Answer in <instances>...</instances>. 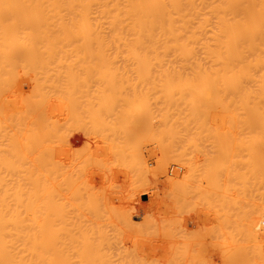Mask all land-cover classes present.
<instances>
[{"label":"bare ground","instance_id":"obj_1","mask_svg":"<svg viewBox=\"0 0 264 264\" xmlns=\"http://www.w3.org/2000/svg\"><path fill=\"white\" fill-rule=\"evenodd\" d=\"M83 54H86V56H87V54L88 55L90 54L89 55L90 57H88L86 59V63L84 61L85 58L84 59L82 58V57H84ZM92 54H95V56H96V54L112 55L113 58H112V56H110V58L112 59V61H111L110 58L103 59V56L101 58V55H100V57L96 58L97 62H95V60H92V62H91L90 61L91 60V57H93V56H91ZM77 55L78 56L81 55V56L78 58ZM116 55H117V57L120 56V55L123 58L125 57V60L122 61V62L126 63V66H125L126 68L127 67H130L131 65H133V66H131L132 69L130 68L131 69V72L128 71L129 68L126 69L125 67H122L124 63L119 64V67H118V64H116V61L118 63L121 60H116L117 57L116 58L114 57ZM59 56H60V58H59ZM63 56L65 58H63ZM66 56L68 57V60H70L73 57H76L77 56L76 58H73L72 61L74 59H76V60L79 59L78 60L79 62H77V64H76V61H74V64L71 61L72 66L70 65L71 64L70 61L68 62V63H70L69 66H70L71 69L67 68L68 71H67V69H65V71H67L69 73H67V72H65L63 70V68H65L67 66L66 64H68L67 63V60H66V58H67ZM71 56H73V57H71ZM93 58H95V57H93ZM114 58H115V60H114ZM82 59H83V62L84 63L82 62ZM118 59H122V58L119 57ZM64 61H66V63ZM93 62L95 64L96 63L97 64L95 65V64H93ZM134 62L137 63V64H135L136 67H134V64H132ZM20 63L23 64L22 67L23 66H27V67L21 68V64ZM62 63L65 64V65L62 66ZM81 63H82V65H81L82 66V70H79L78 67L79 68L81 67L80 66ZM88 63H90L89 66H88ZM54 64H55V67L53 69L51 67V65L54 66ZM56 64H58L57 67H56ZM127 64H129V66H127ZM18 65H19V68L24 73H26V75H25L22 72V75H24L25 77L28 75L26 78H28V77L29 78H33L34 77L35 79H37L38 75L40 77V73L42 74L40 78H42V76L44 78V79L40 80L41 82L39 81V77H38V80H35L34 79L35 80V82H34L35 87L34 88L32 87L33 88L32 89L33 92L30 90L33 93L34 96H32V97L30 96L32 94L31 92H30L31 93L30 95H27V96H30V98H33V97L37 98V96H38V98L41 97L40 94L43 92L44 86H47L48 89L51 88V90L53 89V91H55L58 88L61 89V87H63V86L70 87L71 83H73L74 86L77 84L76 85L77 87L75 86V88H77V89L72 88L73 85H71V87H70L71 89L69 88V90H71L73 92V94H75V99H74V97L73 98L71 97V92L67 91L68 93H66L65 87L63 88L65 90V92H64L65 94H63V95H65L64 97H67V96L68 97H71V98H69V101H72V99H73L74 100L73 102L75 103V100H77V95H81V96L82 95H85V94H77V91L78 92L79 91L80 92H85L87 90L86 87H89L90 84H93V83L96 84V83L99 82L97 84V86L98 85L100 86L101 84H103V86L106 85V84L107 85H110V87L107 86L108 87V91H106L107 90L106 89L107 88L106 86H104L105 88L104 87L102 88V86H101V89H103V90H101L98 87L99 90L97 89V91H100V92H99V94L98 93L97 94H98L99 97L101 96L100 94H102L103 96L106 97V95L103 94L104 92H105V94L107 92L108 97H113L112 96V93H114V92L115 93L116 92H120V90H121L120 93H116V95L118 94L117 96L120 98V100L119 99H116V103L119 104L118 106H117L116 103H115L116 105L114 104L115 106L114 105L113 106L110 105L111 102H109V100L112 101L113 98L112 99L111 98L109 99L108 97H106V98L109 99V100L106 99V101L108 100L106 102L107 105L109 107L112 106L113 108H115V107H118V108L121 107L122 106L121 104H123V102H124V104L126 103V105H123L122 107L125 106L126 108H128V107L130 108L129 105L132 104V101L133 100L131 101L130 98H128V100H125L126 96H128L129 94H131V96H133V97L137 94V97H139L140 99L142 97V95H141L142 93L144 95L145 94L148 95V91H143V90L142 91H137L138 93H136V91H132V92H129V94H125V93H128V90L125 89V91L123 92L124 89H121L118 86V85H123L124 87L125 86L126 87H129V86L130 87H138V81L136 79L137 77H135V80L136 81L133 82V84L131 86V83H132L131 82V79L133 78L135 72L137 71L136 74L139 75L138 78L140 76L146 75V76L142 77V78H145L146 77V79L148 78L147 80L143 79L145 82H148V80L149 81L151 80L152 83L151 82H149V83H151V84H154L155 83L154 85H158V86L161 85L160 87H163L164 86V87L167 88V90L160 91V93L166 91L167 98L169 99L168 100L166 98V102H167L166 104H168L167 107H171L172 108V106H170V105L173 102L170 99L172 97H174V94L173 93H175L177 91V90H175L173 88H176V87H181L182 88V90H178L179 93L178 92L177 93L179 94V96L180 95H183V96L184 95H187L186 100L191 103L192 108L194 110L193 111L191 109L192 111L191 110L189 111L188 114H190V116L189 115H186V118H188V116H189V119H191V120H188L189 121V124L192 121H193L192 122L193 124H198L197 122H199V113H200L199 110L201 108L199 109V105L198 104L202 105L200 103V101H201L200 99L202 97H209L211 95H214L217 98V97L223 96L221 98H224L223 100L225 101L227 98H231V95L234 94L233 95L234 98L232 97L231 99L234 100L235 102L233 101V103L232 102L231 103L234 105V107H236L235 105H238V107H236L235 110L236 111L237 110L240 111V108H242L241 103L243 102L242 105L245 104L247 106L246 107L247 109H245V105H244L243 107H244L245 110L243 111V108H242L241 111L244 112V114H245V112H247V114H245V115L248 117V119H251V120L248 121V125H250V128L249 127L248 128H249V131H250V135L252 134L254 137L252 135L250 136V139L251 140L249 141V144H250L249 146L250 147H248V150H249V154H250L249 155L250 156L249 158H251V160H252L253 163L252 164L250 163L251 165H249V163H248V167L250 166L249 167V170L255 164L259 168L257 169L255 167V170L252 169L251 170V174L254 171H257V170H258V172L256 174H259L257 177H259L260 175L262 176L264 174L263 173L264 172L263 171L264 170V164H263L264 162H261V160L264 159V0H0V97H1V99H0V105L2 106V108H0V111L2 110L1 113H4L5 111L7 113L6 114V117H5V113L3 115H0V116H4V118H6V120L7 119L8 120L10 119V121H12L13 122V125H14V126H12V124H7V125H9L11 127H9V126L7 127L6 126V128H5L4 126L6 124L4 125V123H3V125H4L3 127L6 130H10V131L11 130L13 131L14 127H15V129L16 128L18 129L19 125H15L14 122L17 120L18 123L16 121V124H20L22 122V120H23V116L25 117V115H23L22 114V111H21L23 109L22 107L24 105H25L24 106L25 107V111H26V109L28 107H29L30 110H33L32 111L33 112L32 119H33V122H34V123H32L30 121L31 118L30 117H27L28 115L30 116L32 114L31 111H29V109H28V111L31 114H28L26 116V118H24L25 120H23V121L26 122L24 124L27 125L30 122L28 125L31 124V125H34V127H35L33 129H31V128L24 129L23 128L24 130L22 128H20V131L22 130V132H20L19 129H18L17 131L19 133H21V135H19L20 136L19 137V136H17L19 134L18 132L16 134V132H12L11 131L13 134L16 135V136H14L13 134L10 133V131L8 132L4 128L2 129L1 128L2 127V125H1L2 123H0V137H2V136L3 137H8V136H10V134H11V137L12 136H14L15 138L17 137V139L19 137V139L20 138L23 139V140H21V143L24 142L23 145H25L26 147L29 148V151L27 153L28 155H25L26 154V151L28 150V148L27 149H26V147L24 148L23 145H22L23 146L22 147L21 144L19 145V142L17 144V146H19V148L16 149L17 152L14 151L15 148L12 151V148L15 147L16 145L14 146V144H13L14 141H12L13 142L12 143L10 140H8L9 137L6 138L5 140H3V144L0 143L1 145H4V143H6V146H7V143H8V146L11 145L12 146L11 148H5V149H11V152H13V153L10 154V152H8L6 150V152H8L7 153L8 156H6V157L3 158V165L4 166H1L2 160L0 159L1 160L0 161V168H1L0 170L3 169V171H2L3 173L0 172L1 173L0 174V179L2 180L4 178H6V179H4L5 183L2 182L3 180L2 181L0 180V185L1 184L4 185V186L3 185L0 186V191H1L0 192L1 193L0 197H2V198H0V264H118V262L120 260L124 264L125 259L126 260L127 259L129 260V258L130 259H134V256L137 255V254H134L135 252L133 250L132 251L129 250L127 248V246L125 247L123 243H121L120 241H118L116 235L113 234L114 237H113L112 241L114 240L115 243L118 241L117 242L118 244H119V242L121 244H123V245H121V244L119 245L121 247V248L119 247L120 249L118 248V246H117L118 244L117 243L115 244L116 246H114V244H112L114 242H112V241L109 240L111 238H107V235L108 234L107 235L105 234V236H104V233H106V231L104 232V229H102L104 227L103 225H101L102 222L101 223L99 222V220L101 219L102 216H100L101 214L99 212L101 210V207L98 206L97 204H99L100 202H97L96 204L93 203L95 205V207H96L95 208L96 210L100 207V209H98V211H96L93 208L94 205L92 203H90L92 201L89 202L92 205H87L89 203H85L86 205L84 206V205H81V203H80V205L78 204V208L81 207V206H84L85 208H86V206H90V207L92 206V210H91L90 207H87L86 208L88 210L87 212H89V213H91V211L93 213L95 212V214H97V216L99 218L98 221L94 220V217H92L91 214L89 215L88 213H85L86 215L87 214L89 215L88 218H87L86 215H85L86 218H85L84 215H83L84 218L82 216L81 217L83 218V220L84 219L87 220L90 217H92V219L94 221L99 222L100 225L103 226V227H101L100 225H99L100 227L99 226H96L95 224H99V223H96V222L94 223V221H92L93 223L92 222L90 223V221L92 220L91 218H90L91 220H88L89 222L88 221H85V220L83 222L75 221V220L82 219L77 214H79L80 211H83V210H81L82 207L79 209L80 211H78V208H76L77 206H75V204L77 203V201L80 202V200H77V201L75 200L76 203L74 201V198L76 197V193H77V192L75 193V191H72L71 190L73 192L72 194L75 193L74 194L75 195L74 198H72L73 196L72 197L69 196V197H71V198H69L70 200L73 199L72 203L74 202V206L75 207L72 206L73 204L72 205L70 204V206L73 207V208H71L69 206L71 209H68V210H70V212H73L72 210H74V212L72 213V215H74V218H75V215H76V218L79 217L80 219L79 218L73 219L72 217H71V219L70 218L68 219V217H66L65 214L63 215V213H61V212H64V211H62V209L63 208H66L68 205L65 206V207L58 206L59 203H56V202H58L59 200H61V202L59 201L60 204H61V203H64L62 201H66V200L68 201L69 200L67 198L68 195L65 196L64 194H59L60 197H61V195H62L63 198H64V196L66 197V199L65 198L64 199H60L59 196H56V194L58 195V192H56V193H54V195H55V197H54L53 196V193L51 191H54L55 192V190L57 188L54 190V187H53V189L51 188V191H50V189L48 188V186L49 187H52V185L54 186L55 185L54 184L55 181L58 180V179H61L60 182H59V183L62 182L61 185L62 184H65V183H68L69 181H71L70 183L73 184L74 183L73 181H75L77 178L80 177L79 174H78L77 175L78 177L75 179V177H76V175H75L76 172L75 171L79 170L80 168L77 167L78 169L77 168L74 169V166L76 164L79 165V163L82 164V162H83V164L85 163L86 165L87 164H90V163H88L87 160H89L88 158L91 157L94 152L97 153V150L95 149L96 151H94V149H92L93 151L90 152V149L92 147L90 148L91 145L89 143H88L89 146H87L88 149H87V147H85L87 144L86 145H83V147L80 148V150L79 149L78 150H75V149H72L71 148L73 150V152L74 151L75 152L77 151L76 152L77 155L74 156L73 153L69 154L70 152H68L66 154V157L68 158V160L67 159H64L63 161L65 162V160H66V161H69L70 163H72L74 160L73 161L71 160L72 156L70 157V155H73V158L76 160V163L74 162V164L72 163L71 165H70V163L69 164L67 163L68 164L67 165V168H70L72 170L74 169L75 171L74 170L71 171V175L73 174V176L71 178H69L70 180L68 179V181H67V178L68 177L67 178L64 177L65 179L61 178L63 176L60 173H62V172H64L66 170L65 169L66 168V166H65L66 163L64 164V162L61 159H60L61 160L60 162H58L59 160L58 161L57 160L55 161V158L56 157L55 158H53V157H54V155L56 153H58L59 155L62 153V155H60V158L63 159V157L65 155V152L69 150L67 147L70 145L69 144L70 140H69V142L68 141H65V140L67 138H69L68 136L70 134L74 133V131H73L74 129L69 130V132H70V133L68 132L69 134L67 133L68 130L67 131L66 130H63V131H66L64 133H62V131L60 132V134L62 133L67 138L64 137V136L61 137V135H60V137L63 138V139H62V142L59 140L60 144L59 145H56V147L61 145V146H64V147H62L64 149H62L60 147L59 148L57 147V149H60L62 151H64L65 149H67V150L64 151V152L57 151L56 150V147H54L53 145L59 143L58 141L56 142L54 140V139L58 140L55 137L57 136L56 134L59 135V132H58L59 130L57 129L58 126L54 122H56V121L57 122H61V124L56 122L58 125L60 124L59 127H61L62 121L56 120L54 118V116L56 117V115L53 116V113H55L56 111H57L56 113H59L60 112V114H62L65 111L68 112L69 114L68 113H65V114L63 113L64 115H62V116H65V115L68 116L69 115V118H66V122L68 123V125L65 124L66 123L65 121H64L65 123H63V124H65L66 126H70L71 124H73V126H76L78 124L76 127H78V129H79L80 127H82L79 124L80 117L83 116V119H81V121L82 120H85L86 121L87 118L84 119V117L88 116V114H86V113H89V111L87 112V111H84L83 110L84 109L83 108V104H82V106L78 104V107L79 106L80 107L76 109L77 111H74V109L76 108L77 104H75V107L72 108L74 106L73 105L74 103L72 104L69 101H67L68 100L67 99L68 97L65 98V99H63V100H61L60 98H54V96H52L53 99H55V102L52 99H51L52 101L49 99L50 102H52V104H50V105L47 104L46 105L45 102L47 101V103H48V100H46L45 98H47V99L49 98V95L50 94L47 97V94L49 92L47 94L46 93H42V97L44 98V100H43V102L40 101V103L38 102V99H36L37 101H35L34 103L32 102L33 100L31 99L32 101L30 102V98H28L27 96H25V98L29 100L28 101V100H26L24 98V95H22V94L20 96L21 97L20 98L21 101H19L20 100L19 99V96L13 95V97L11 96L12 99L14 98V96L15 97L17 96V98L13 99V101H12L8 97L10 99V100L8 99L9 102L12 101L15 104L18 101L19 102H22V103H20L22 105V107L19 108V110L21 111L20 113L22 114V116H21V119L22 120H21V122H19L20 121L19 115H21V114L19 113V115H18V112H19L18 109L17 110H14V107L13 108L10 107L11 109L14 110V112L15 111H17V112L14 113L13 111H11V109L9 107H7L6 102H4L6 104V106H5V104L3 103L4 98H2L3 97V94H4L2 91H4L5 88H6L5 95H7V94L9 95V92H10L9 90L10 89L12 90L14 88H16L15 90H13V92L16 91L15 94L16 93L19 94V92H20V91L17 92L18 90H17V86H16L15 83L19 82V78H21V76H19V75H21V74L18 75V73H16L17 74L16 78L14 76L15 74L13 75V71L15 72V71L19 70V73L21 72L20 69L18 68ZM97 65L98 66L100 65V66L98 67ZM138 65L140 66V68H141L142 71L143 70L144 71L145 70H147V71L149 70L151 73L149 71H148V73L151 74V77L147 73V71H145L147 74L145 72H143L144 73L143 75L142 74H139L138 73V70H140V68H139ZM58 66H60V67H58ZM61 66H62V69H61ZM69 66H67V67H69ZM76 66H78V67H76ZM83 66H85V67L88 66V68H86V70H85V67L83 68ZM137 66L139 68L138 70H137ZM30 67H31V69H30ZM89 67H92V68L90 69ZM93 67H95L96 69H93ZM102 67L105 68V69H103ZM120 67L123 68V69L124 68L126 69V71L124 69L125 74H123L124 72L121 73V71H123V70L120 69ZM133 67L136 68L135 72L133 70ZM26 68H28L29 70H27ZM36 68L38 70H41V71L45 72L46 74H51L52 73L51 72L52 70L53 71L54 70L60 71L59 73H63V75L64 74L66 75V79L63 81V80L57 78V76L53 75V73L51 75H46L43 72L34 73V71L35 72L37 71ZM57 68H59V69H57ZM75 68H76V71L79 70V72L78 71L77 72L75 71L76 75L75 74L72 75V73H74ZM113 68L115 70H116V68L120 69L121 71L119 73L123 74L122 75L123 78L120 77L121 75L119 73L116 74L115 72L118 71V70H116L114 72ZM14 69H16V70H14ZM33 69H34V71H33ZM72 69H73V71H72ZM87 69L90 71V73H88V75L92 74V75H90L91 76L90 77L91 79L89 78V76H88V78L86 77L87 74L85 72L86 71L89 72ZM100 69L101 70L103 69V72L107 71V73L105 75H103L104 73L103 72H100L101 71ZM106 69H109V70H106ZM83 70H85V72ZM132 70L134 72L133 74H132ZM26 71L31 72V74L29 73L30 74L29 75ZM80 71H83L84 73L81 72L82 74H79ZM93 71H96V72H93ZM112 71L117 76L119 75L118 76L119 78L117 76H115L117 78L116 79L114 77V75H112L113 74V73H111ZM127 72H128V74H131V75H129L130 77L127 76V79L129 77V84H130L129 86H127L128 83L124 85V82L123 81H120V79L122 78V80H124L125 83L127 82L126 81V78L124 79V77H126V75H127L126 74ZM77 73H78V75H77ZM100 73H103V74L100 75V76H98ZM67 74H70V76L72 75V77L74 75L77 76V77L74 76V78H72V77H70ZM11 75H12V77L15 78V80L17 79L16 82H13L14 79H11V77H10ZM60 75H62V74H60ZM80 75H84V77L81 76L79 78ZM137 75H135V76H137ZM95 76L98 77V78L100 77V79L95 78L97 81L94 79V82H91L92 81V78L95 77ZM131 76H132V78H131ZM103 77H105L106 79H108V77H110V78L114 77L116 79V80L114 79L116 82L112 78V81L111 82L108 81L109 83L105 82L106 83L105 84L103 82V80L101 79ZM149 77H150V79H149ZM78 78L81 79V81L85 78L86 80H83V81L84 82L86 81V82L84 83V82L78 81L79 80ZM142 78L140 77L139 79L142 80ZM88 79H90V80H88ZM118 79H119L120 82L118 81ZM30 80L32 81V79H30ZM74 80H76V81L75 82H72ZM133 80H134V78L132 79V81ZM144 81L143 82L142 81H139V85L143 84V85H141L143 87L144 86ZM9 82H11V83H13L15 85L10 84V86H7V84ZM80 82L82 83V87L85 84L84 85L85 87H83V88H85L86 90L80 88V85H81ZM88 82H89V84H88ZM112 82H113V85H114V86L113 85L112 86L113 87H116L119 90H117L116 88L115 89L117 91L115 89H112L113 88L111 86ZM122 82H123V84H122ZM136 82H137V86L135 85ZM115 85H117V86H115ZM147 85L149 86V84H146L145 87L148 88ZM94 86H96V85H94ZM149 87H151V86H149ZM7 88H9V90ZM36 88H40V89L42 88V92H41V90L37 91ZM47 88H46V90H47ZM183 88H185V91L187 89L189 91L183 92ZM63 89H61V92L62 93L64 91ZM51 90H47V91H50V93H51ZM82 90H84V91H82ZM101 91H104V92H101ZM133 92L136 93V94H134ZM53 93H57V92H52L51 94H53ZM87 93H89V91ZM92 93L93 92H91V94ZM150 93H152V92L150 91ZM180 93H182V94H180ZM59 94H61V93H59V91H58V93L56 94L57 96L56 95L55 96L58 97ZM123 94H125V95L123 96ZM163 94L164 93L160 94L159 96H161V95L162 96H166L165 94L164 95ZM176 94H175V96H176ZM11 95H12V93H11ZM87 95L90 96V94H87ZM87 95H85V96H87ZM120 95H121V97H120ZM139 95H141V96H139ZM22 96H23V98H22ZM60 96H61V98H63L62 95H60ZM81 96H80V99L79 100H82V99H83V101L86 100V101H84V103H85L84 106L87 105L86 106L87 110L88 109H91L93 107V105L90 106L89 105L90 102H88V101L89 100L92 101V100L91 99L87 100L86 98H83L84 96L83 97H81ZM89 96L87 98H90ZM117 96H115V97L118 98ZM122 96L124 98V99H122L123 102H121ZM183 96L180 97L181 98V101H182V98L185 99V96L184 97ZM237 96H239V97H237ZM95 97H96V99H100L96 95H95ZM105 97H104V100H105ZM188 97L189 98H192L193 97L192 101L191 100H188L189 99ZM101 98H102V96H101ZM146 98H147V96H146ZM162 98H164V97H162ZM197 98H199V100H197ZM22 99L23 100L25 99L26 101L24 102ZM56 99H59V100H56ZM238 99H240V100H238ZM243 99H244V101H241ZM64 100H66V101H64ZM142 100H143V98H142ZM236 100H238L237 101V104H236ZM128 101L129 102L131 101L130 104H128L129 103ZM139 101H141V100H139ZM139 101H135V102L133 101V103H136V102L137 103H140ZM227 101H225L227 103V106H228L227 112L231 113V111L233 109L232 110L230 109L229 104H228ZM239 101H240V104H239ZM53 102H54V104H53ZM86 102H87V104H86ZM164 102H165V100H164ZM55 103L57 105H55ZM106 103H104V104H106ZM142 103H144V105ZM147 103H148V100H146V103L143 100L140 103V105L138 104L136 106H132L131 109L132 108L134 109L132 111L129 108L126 109L124 107V109H123L121 107L122 109L120 108L121 110L120 109L119 110L122 111V113L120 111L116 110V108L113 109L111 107L112 108L111 109V108L108 107V111L110 110L109 111L110 113H108L107 112V108H105L106 111L103 110L104 114H101V112H99L100 113L99 114L100 116H96L97 114L96 113L94 114L92 112V110L95 108L94 107V108H92L90 110V112L93 113L92 114V118H89L90 116L88 118L91 120V123H92V119H93L96 122L101 121L100 123H104L106 125V123L104 122V120L106 119L105 116H107V119L105 120L106 122H107L108 118L109 119L112 118L111 122H113L115 120L114 123L116 124V126L119 124L118 125L119 127H115V125H112L113 123H111L108 120V122H109V123H107V125L109 124L108 125V128H109L110 125L111 126H110L109 129L106 127V130L107 131H105L104 130L105 129V126H103V128H102V127H100L101 125L100 126L98 125L100 123H96L101 129H103V132L104 133L103 132H100L101 136H102V134H105V133H107V134L109 133L110 134L111 131H115V133L117 131V134L118 135L119 134L120 135L123 134V136H120L119 135L120 137L116 134V136H118L116 139H115L116 136L114 137V135H115L114 132L112 133L114 135L111 134L109 136V134H108V136H107V138L109 137L110 141L115 140L113 142V144H112L114 147H111L110 146L111 147L110 148L108 146V148H110V149L113 148L115 151H113V149L111 151H113V153L115 152L114 154H116V152H117L116 149H119L120 150L119 152L122 153V150L123 149L121 150L122 147L120 146L121 145L120 143H122V141H124L126 139V138L124 139V137H126L125 135L128 133L127 130L129 129V127L127 125L130 126L131 125L130 123H133L134 122L133 121V118L135 116H138L139 115L137 118L136 117L134 118V120H136V123L138 122L136 124L137 126L136 125L135 126H132L131 125L132 127H130V129L132 128L131 129L132 131L129 129L130 130V133L127 134V139H128V142L129 143L128 142H127L128 144L126 142L125 143L127 144L126 146L128 148L125 147L127 150L126 149L123 150V152L124 151L126 152L128 150L136 149L142 142L145 141L143 139H145L146 136H147L146 138H148V137L152 138V136L155 135V132L153 130L154 128H152V130L149 129V128L152 127L151 126L152 119L157 118V116H160L161 118H164V119H166V117H168L169 115L172 116L171 114H168L169 108H166L168 110V111H166L163 108L164 107L163 106L162 109L159 108L158 111H157V109H155L156 111L152 112L154 109H150L147 106ZM175 103H174V105H175ZM30 104L31 105H34V104L36 105L37 104V106H36L37 108L35 109V108H33V106L31 107ZM38 104H43L46 107L44 108V106L42 105L43 108H42V106L39 108V110L42 109V111L40 110V112H39V111H37L38 110V107H39ZM101 105H103V104L101 103ZM4 106L6 108H4ZM9 106H11V105H9ZM49 106H51V109L49 108ZM56 106L58 107V109L55 111L54 109L57 108ZM69 106L70 107L72 106L71 109H70ZM88 106H90V107H88ZM94 106H95V104H94ZM139 106L140 107L145 106L146 108L143 107L144 109L148 110V108H149L151 110V111L148 110L149 112L147 111V115L145 116V119H144L145 111L143 110L144 113H140L139 111L142 112V109H139ZM239 106H241V107L239 108ZM53 107H54V109H53ZM154 107H156V106H154ZM3 108L5 110H3ZM60 108H62L63 110L65 109V111L62 110V113H61V110H60L58 112V110ZM67 108L70 109V110H68ZM80 108H81L82 111H84L86 113L82 112L80 110ZM6 109H8V110H6ZM173 109H175V108H173ZM71 110L73 111V113H71L72 112ZM79 110L81 111V113H80ZM111 110H113L114 112H112ZM125 110L128 111L129 115H130V112H131V116H133V114H134V117L132 119L129 118V121L130 122L128 124H126L127 122H125L126 125H124L123 122L126 121L129 116H127V115H125V113H123ZM135 110H136V112H135ZM9 111H11V112H9ZM133 111H134V113H132ZM200 111L202 112V110H200ZM35 112H36V114H35ZM38 112H39V116H42L43 113H44L43 115H45V114H47L48 116L51 115V114L52 115H51V118H49L47 116V117H44L43 118L44 120L41 119L40 121L38 120V119H40V117H37V119H35L36 120L35 121L34 118H33V116L35 117ZM49 112H50V114H49ZM51 112H53V113H51ZM74 112H75V114H77L79 112L82 115L79 114L80 117L79 116L74 117ZM116 112H120V113H116ZM150 112H152L153 115L156 114V112L158 114L154 115L156 117H153ZM190 112H192V113H190ZM9 113H10V118L7 117V116H9ZM107 113H108V115H111V117H108ZM115 113L117 115H119V117ZM139 113L141 114V116H140ZM180 113L183 114L180 111L177 114L179 115ZM71 114H72V116H71ZM83 114H85V115H83ZM120 114H122L123 116L120 115ZM174 114H176V113H174ZM101 115H102V118H101ZM112 115H113V117H112ZM12 116H14V117H12ZM93 116L96 117V118L94 119ZM120 116L121 117H124V118L127 117V118L123 121V118H120ZM142 116H143V118H142ZM52 117L56 120V121L53 122L54 125L51 124L52 125L51 132H52V134L54 133L53 134V137L54 138H52L51 132L49 133L50 128L48 130L45 129L47 127L48 121L50 122V119H52ZM78 117H79V120H78V123H77V120L75 121L74 118H77L78 119ZM103 117H104V119H103ZM116 117H117V119L120 118L119 119L120 122L116 119ZM249 117H251V118H249ZM71 118H72V121L70 120ZM97 118H99V121H97L98 120ZM138 118H140V120ZM168 118H170V117H168ZM26 119H28L29 122H27ZM46 119H48V120H46ZM67 119H68V121H67ZM121 119H122L123 122H121ZM130 119L133 122H131ZM142 119L144 120V122H143ZM172 119H174V118H172ZM178 119H177V121H178ZM182 120H183V118H182ZM70 121L72 122L71 124L69 123ZM171 121H173V120H171ZM177 121H174V122H177ZM140 122L142 124H144V125H142ZM249 122H250V124H249ZM37 123H39L41 125H38ZM45 123H46V125H45ZM50 123H52V122H50ZM171 123H172V126H173V122H171ZM171 123H170V125H171ZM89 124H90V122H89ZM193 124H191V125H193ZM36 125H38L39 127L38 126L36 127ZM42 125H43V128L45 130L43 128H41ZM48 125H50V124H48ZM120 125L121 126L123 125V127H121ZM147 125L148 126L150 125V127H148ZM170 125H167V123H166V125H164L165 127L167 126L166 128H163L165 130V133H169V132L170 133L171 132L174 133L175 132L173 130L175 128H173ZM177 125H179V124H177ZM185 125H187V124H185ZM112 126H113V130L111 129ZM124 126L125 127L127 126L128 129L125 130L126 132L123 129L124 132L122 131V133H121V131H119V130H121V128H125ZM169 126L171 127L170 129L172 131L168 130V127ZM196 126L197 125H195V127ZM12 127H13V129H11ZM99 127L98 128H94L95 130L96 129H98V130H96V131L93 130L96 133L98 132L97 134H99V131H101V129ZM136 127H140V129L142 127H145V129L142 128L144 131H142V132H139L138 131V133H140V136L141 137L138 136V135H136L137 132L134 130V129H136ZM193 127H194V125L191 127V130H193L195 128V127L194 128ZM8 128H10V129H8ZM85 128H84V126H83V129L80 128L81 130H83V131H81L82 135H83V132H85ZM90 128H89L90 131H92V128L93 127L90 126ZM78 129L76 128V130H78ZM89 129L86 130L87 132L85 133V135H87V134L90 135L91 132L88 131ZM189 129H190V127H188V130ZM164 130H163V132H164ZM166 130H168V131H166ZM3 131H5V133L7 134V136H5L6 134L3 135ZM134 131H135V133H134ZM151 131H153V132H151ZM23 132H25V133L22 134ZM75 132H77V131H75ZM88 132H90V133H88ZM95 132H93V133L95 134ZM190 132H192V131H190ZM47 133H48V135H47ZM79 133L77 135V138L79 137ZM185 134H188V131H187V133L185 132ZM22 135H24L23 138H22ZM28 135H31L32 137L31 136H28ZM54 135H56V136H54ZM85 135H83V138H84ZM72 136H73V134H72ZM72 136H70V137H72ZM104 136L106 138V134ZM104 136H102V137L104 138ZM137 136H138V138H141V140L138 139ZM46 137H48V138H46ZM49 137H50V139H49ZM57 137H59V136H57ZM60 137H59V139H60ZM86 137L88 138V136H86ZM94 137H95V135H94ZM102 137H99V139L102 138ZM130 137L132 138V140H131ZM135 137H136V139H135ZM191 137H192V135H191ZM31 138H33V140ZM72 138L73 139H71V140H74V142H76L75 141L76 137H75V139H74V137H72ZM83 138H81V142L79 140L80 143H82V141H83L82 139ZM87 138H86V140L88 142V139ZM103 138L100 139V140H103ZM111 138H113V140ZM188 138H187V140H188L187 142L190 143V145H193L195 143V141L193 143H192V141L195 140L196 138H193V139L192 138L191 139L189 138L190 140ZM47 139H49V140H47ZM120 139H122V140H120ZM52 140H53V142H52ZM104 140L101 141V142L103 144H105V146H107L108 144L110 145L109 142H107V144L104 143ZM118 140H119L118 144L116 143L117 145H115V142L118 141ZM134 140H136V142L139 141V143H137L138 146L136 148H135V145L134 144L132 145V143H131V142L135 143ZM4 141H9V142H4ZM25 141H27V142H25ZM49 141L52 143L51 145L53 146V148H55L56 151L51 146H49V144H50ZM66 142H68V144ZM15 143H17V142H15ZM62 143H63V145H62ZM46 144H47V146H46ZM82 144H84V143H82ZM123 144H124V142L122 143V145ZM1 145H0V147H1ZM79 145L81 146V144H79ZM79 145H78V147H79ZM4 146H3V148L0 149V151H1L0 152L1 154L0 155H3L2 152H5V150L2 151V149H4ZM17 146H16V148H17ZM48 146H49V149L51 148L50 150H52V152H54V154L52 156L53 159L50 156L52 154H50V152H48V150H47L48 153H46V150H44V148L45 147H48ZM75 146L77 147V145H75ZM116 146H118V148ZM31 147H34V148H32V150H34V149L36 150V151H34L35 153H38L39 152V150L37 152V149H41L42 148V150L45 153H43V151H41V152L43 154H45V156H42V157L34 156L33 159H32L31 156H32V154H34V152L32 151V154H29ZM70 147H71V145L69 146V148ZM72 147H74V146H72ZM21 148H24V149H21ZM83 148H85L86 150H89V152L86 151L85 149L83 150ZM25 149H26V151H22V150H25ZM18 150H19L20 154H22V156H24L25 159L21 155L20 156H18L19 154L17 155V153H19ZM72 150H71V152H72ZM24 152H25V154H23ZM59 152H61V153H59ZM82 152H85V153H83V158L85 157L84 159H86V160H83L82 157H80V156H82V154H79V153H82ZM86 152L88 153V156H86V154H87ZM119 152H117L118 154H116V155H118V157H119ZM63 153H64V155H63ZM90 153H92V155L89 156ZM113 153L111 155V153L109 152V155H111L112 157H114L115 155ZM128 153H130L129 154V157H126V154L127 153L126 154L122 153L124 155V157H122L123 158V161H124V158H125V161L127 162V159L129 158L128 159L129 162L130 161H132V162L134 161L133 163L130 162V164L131 163L132 164L135 163V165H138L139 162L137 160H139V159L138 158H136L137 160L136 159H133L134 157H137V155H134L131 152H128ZM4 154H6V153H4ZM12 154H13V156H12ZM38 154H40V152ZM58 154H56V155H58ZM68 154H69V157H68ZM122 154H121V156H122ZM15 155H17V156H15ZM28 156H30L31 158L30 157L28 158ZM130 156L133 157L131 160H130V158H131ZM0 157H2V156H0ZM10 157H12V158H10ZM15 157H17V158L20 157V158H23L24 160H26L28 158L27 159L28 162H27V160H26V162L28 164L31 162L30 164H33V166H30V165L28 166L27 163L23 159H22L23 161L22 160L21 161H16L15 162L16 164H14L13 163V160L15 159ZM45 157L47 159H45ZM66 157H64V158H66ZM78 157H80V158H78ZM94 157H95V154L92 156V160L95 159ZM48 158H50V161L51 160L52 161L54 160L53 163L54 164L56 163V165H54V164L51 165L50 164L49 167H48L47 166L49 164V162L47 161V160H49ZM57 159H59V157ZM117 159H116V161H117ZM29 160H32V161L29 162ZM119 160H120V158L118 159V161ZM77 161H78V163H77ZM94 161H95V164L94 163L93 164L95 166L96 165V159ZM116 161H114V162H116ZM123 161L121 160V167H123V165H124L125 169H127V166H129L130 164H129V162H127V164H126ZM249 161H250V159H249ZM19 162H23L24 164L23 163H21L20 165L17 164ZM47 162H48V164H47ZM57 162L58 163H62V164L57 165L58 164ZM102 162L101 163L103 165H105V167L109 163V161H102ZM105 162H106V164H105ZM112 162H111V164H112ZM50 163H52V162H50ZM101 163H100V166H101ZM122 163H124V164L122 165ZM260 163H262V164H260ZM22 164L24 166H26V167L28 166V169L26 167H23ZM63 164H64V167L62 166ZM132 164H131V168L133 167ZM72 165H74V166H72ZM13 166L14 167H17V169L16 168L14 169ZM20 166H22L24 169L25 168L26 169L23 170L22 167H21V169H18V167H20ZM46 166L48 168L52 167V170L50 168V171L51 172L56 169L55 168L56 166H58V167L60 166L61 168L59 170L62 171V172H60L59 170H56L55 172L58 171L59 172L58 174L61 175V177H59V175L56 174L55 172H52L53 175L51 174V176L55 177L57 175L58 177L53 178L50 175H48L50 177V179L52 178V180H50L49 178H47L48 176H46V175L48 174V171L49 170H46V171L42 170L43 167H44V169H46ZM53 166H54V169H53ZM115 166H116V163H115ZM118 166H119V163H118L117 167ZM3 167H5L6 169L3 168ZM29 167H31V168H29ZM80 167H82V166H80ZM105 167L104 166L103 167L101 166V169H104ZM138 167H139V165H138ZM140 167H142V166L140 165ZM190 167H191V164L189 166V169L192 168V167L191 168ZM193 167H195V166H193ZM39 168H40V170H39ZM142 168H140V169L145 170L144 166ZM7 169L10 171L9 174H11L12 171H15V172H12V173H14V176H17L18 178L13 176L12 177L13 179L16 178L15 180H17V179L20 180V181L17 180V182L19 184L22 181V183L25 184V187H26V185H28L30 187L32 186L31 188L33 189V191H31V190L29 191L28 190L29 192L26 191L25 194L23 195L24 192H23L22 188L21 189L19 188L21 186L19 184H17L15 180L14 181H11V182H15L16 184L15 183L12 184L10 182L7 185L6 182H9V181H6V180H12V178H10V175L7 174L9 172ZM18 170L21 173H19ZM31 170H32L33 173H31ZM41 170L44 171V172H46L47 174L46 175H44V173L42 174L41 173L42 172ZM129 170H130V168H129ZM249 170H248V174H249ZM16 171H18V172H16ZM24 171H26V172H24ZM69 171L70 170H67V173ZM83 171H84V169H83ZM259 171H260V173H259ZM5 172H7L6 173V175H8L7 177L5 176ZM79 172L82 173L81 170ZM194 172H195V170H194ZM194 172H193V176H195ZM29 173L32 174L31 175V178L33 177L32 180H31L30 176H28V175H30ZM38 173L40 174L39 175L40 177L41 176L43 177V178L42 177L41 178L39 177L40 178V181H39L40 185H39L38 181L36 183V181L34 180L36 177H38V175H37ZM84 173L85 174L86 173L89 174V171L83 172L82 174H80V175H82L81 178H83V177L85 178L86 176H88V174H86V176H85ZM197 173L198 172H196V175H197ZM2 174H4V175L1 178ZM21 174H24V175L27 174L26 176L30 178L29 180L34 181V183L36 184V186H34V184L32 182L27 181L28 180L27 177H26L27 178L26 181H24L25 180V176H23ZM63 174H66V172H64ZM253 174H255V173H253ZM11 175H13V174H11ZM19 175L22 176L23 178L21 179V177ZM34 175H36V177ZM190 175H192V174H189V176ZM255 175H252V178ZM44 176H46V177H44ZM67 176L70 177V172H69V175L67 174ZM225 176L228 177L229 175L228 174H225ZM263 177H264V175L262 176V178L259 177V179L264 180ZM39 178H36V179H39ZM72 178H74L75 180L72 181L71 180ZM81 178L79 180H82V181L86 182V184L84 183V187H85V185H87V180H85L84 178H83L84 179L83 180ZM48 179L50 181H48ZM62 179L64 181H62ZM194 179H196V178H194ZM43 180L44 181H47L46 184H43L45 182H43V183L41 182ZM53 180H55V181H53ZM262 180H261V182H262ZM76 181H78V180H76ZM76 181H75V184H79L80 183V182L77 183ZM26 182H29V183H26ZM22 183H21V185H22ZM70 183L68 184V186H67V184H65V186L68 188L69 185H71ZM11 184H12V186H15L16 185V188L18 187L19 190H18V192H16V194L14 192L17 189H14L13 190ZM57 184L58 183L56 181V186L60 187L59 186L60 184L59 185H57ZM134 184H136V183H133L132 184L133 185L132 186L133 188L135 186ZM226 184H228V181L226 182ZM28 186L26 188H28ZM62 186H64V185H62ZM73 186H74V184L72 185V188H73ZM3 187H4V190H1ZM5 187H8V188H5ZM76 187H77L76 189H74V188L73 189L78 191V186H76ZM67 188L64 187L63 189L65 191H67V192L69 190V192H70V189L69 188L67 189ZM5 189H7V190H5ZM87 189H89V187ZM25 190H27V189L24 188V191ZM57 190H59V193H60V189H57ZM64 190H62V191H64ZM2 191L3 192L6 191V192H4V193H6V196L5 197L3 196L5 194ZM11 191L14 193V195H12V196L10 195V194H13ZM62 191H61V193H62ZM86 191L88 192V190H84L85 195H87L86 194ZM134 191L132 190L131 192H134ZM146 191H147V189H143L142 188V190H139L137 193H138V195H141V194L145 193ZM84 192L82 191V193H84ZM248 192H249V189H248ZM49 193L51 195L50 196L51 198H52V196L54 197V198L50 199L51 201H49V202L51 204H53L52 203L53 202L52 200H55L56 201V202L54 201V205L56 204V208L55 209H53L54 206L52 207V209H49V208H51L52 205L50 204L51 205L50 206L46 202L50 198V197H48L49 196ZM91 193L92 192L89 193L90 196H89V194H88V196H86V197H89L90 200H92L91 198L97 199V200L99 198L101 199V194L98 193V195L100 196V197H98L97 192L95 194L92 193V195H96L94 197V196L91 195ZM129 193H128V195H129ZM250 193H248V194H250ZM261 195L264 196V193L263 194L261 193ZM27 196H30L28 200H26L25 198L24 199L22 198V197H27ZM253 196H254V194H253ZM9 197H10V199L15 197L14 200L13 199L12 200L13 201H17L18 205H17L16 202H15V204L17 205V207L19 208V210L17 209L16 205L13 204V201H10V202L8 201ZM56 197H58V201L56 200L57 199ZM79 197H80V194H79ZM82 197H85L84 194H83ZM96 197H98V198H96ZM43 199L45 200V202H44ZM41 200H43V201H41ZM245 200H247V199H245ZM262 200H263V203H261V201H259L260 203H257V204L254 203L255 206L254 205L251 206L250 208L252 210L250 209L249 212L243 214L244 215L243 218H242V215L237 216V218L239 217L238 218L239 221H238V219H235V221H238L237 222L238 225L240 224V227L241 228L237 227L239 230L237 228H233L234 230H231L232 228H228V227L225 226V223H226V225L228 224L227 226H229V223L231 221L229 218L232 217L231 215H230V217L228 216L229 217L228 218L227 215L225 214V216H226L225 217V220L227 222L225 221V223H222L223 221H220V223H219V225H220V231L222 230L221 231L222 232V235L225 236V240L224 241H228L229 243L231 242L230 244L228 243L229 245H231L234 242V241L232 242L230 238H231V235H232V231H233V234H234L235 229L238 230V231L236 230V232H237V234H235V236L237 235L236 238H238L239 236L241 237V235H242V236H244V238L246 237L245 240H247L248 243H250L252 240L253 241L255 240L254 242L257 243V242H259V239L258 238L260 237V239H261L260 240L261 246H259L260 245L259 243H258L259 244L258 245V244L252 243L253 241L251 242V244H255L258 247H260L259 248L260 250L259 249L258 250L255 249V248H258L257 246L254 247L255 245H251V244H248L247 245V242H245V241H243V242H245L246 244L245 243H242V244L240 243L241 244L240 246H239V243H238V246L241 249H242L241 246H244L243 249H245L246 247L249 246V248H246V250L247 249L252 250V253L251 252L249 254L247 253V255H246V253L245 254L243 253L244 256L243 255L242 256H239L240 257V260L238 259L239 261H241L242 259H245L246 256L251 255L254 258V259H252L253 260L252 262H254V263L251 262L252 264H256V258H257L258 262H260L259 261V258H261V257H258V256H260V254H257V253H259L257 251H261V256H262V258H264L263 257L264 256V229L261 226V224L263 223L262 219H264V199H262ZM23 201H25V202L23 203ZM88 201H86V202H88ZM98 201H100V200H98ZM128 201H129V199H128ZM130 201H132V200H130ZM42 202L43 203H46L45 204L46 206L44 204H42ZM68 202H67V204H68ZM81 202H82V200H81ZM83 202H85V201H83ZM83 202H82V204H84ZM247 202L250 203V201H248V200H247ZM247 202H246V204H247ZM9 203H12L13 205H15V207L13 208L12 207V204L10 206ZM126 203L129 204L130 202H127L126 201ZM251 203L253 204V202H251ZM251 203H250V205H251ZM41 204L43 206H45V207L43 208V206H41ZM64 204L66 205V203H64ZM46 207H48V208L46 209ZM69 207H67V208H69ZM126 207H127L126 210L128 211L129 205L126 206ZM67 208H66V211H67ZM74 208H76V210ZM20 209H21V211H20ZM40 209L42 211L43 210L44 211H47L48 209L49 210H48V212H41ZM58 209H59V212L60 213L57 212V211H55V210H58ZM86 209H84V211ZM131 209H132V207H131ZM133 209H135V207H133ZM52 210L55 211V212H52ZM124 210H125V208H124ZM124 210H122V211H120V213H118V214H120V216H122L120 218V220L124 222V223L122 222L121 224L122 225L123 224H125V225L126 224L131 225L132 224V217H131V215H129L130 217H128V218H130V219H128L127 218V214L125 215V212L126 211L124 212ZM75 211H78V213H76ZM228 212L229 211H227V214H228ZM67 213H69V212L67 211ZM74 213H76V214H74ZM82 213H80V215H82ZM121 213H124L123 215H125L126 217L123 216V215H121ZM222 213L224 215L225 212H222ZM222 213H220V215ZM95 214L94 215L92 214V215L93 216H96ZM218 216H219V213H218ZM69 217H70V215H69ZM103 217H104V215H103ZM240 218L242 220H240ZM102 220H103V218H102ZM102 220H100V221H102ZM114 221L115 222L118 221V218L116 220H114ZM84 222L88 223V225L92 224V225H90L92 227H88V225H86ZM117 223H119V222H117ZM111 224H113V223H111ZM94 225L97 228H94L93 227ZM109 225L110 224L105 225V226H109ZM116 226L117 225H115L114 227L116 228ZM171 226H173V225L171 224ZM178 226H180V225H178ZM235 226H236V224H235ZM173 227H175V226H173ZM133 230H135V228L132 229V230H130L129 234H134V231ZM181 230H182V228H181ZM184 230H185V228H184ZM199 230H200V228H199ZM111 231H109V232H111ZM118 231H120V228L118 229ZM118 231H117V234L120 233ZM121 231H122V229H121ZM131 231H133V233ZM196 232L198 233L199 231H196ZM238 232H239V234H238ZM123 234H126L127 235V233H122V235ZM198 234L200 236V233H198ZM198 234L195 235V236L197 237ZM140 235L139 234L137 235L138 236L137 241L138 240H142V239L139 238ZM119 236L121 237V235H119ZM134 236H132V237H134ZM162 236H163V234H162ZM193 236L194 235H191V237H193ZM195 236H194V238H195ZM199 236L196 238V241L199 240L198 239V238H200ZM232 236H234V235H232ZM123 237H122V239H124ZM132 237H131V239H132ZM186 237H189L190 238V236H186ZM114 238H116V239H114ZM162 238L164 239L165 237H162ZM167 238L168 237H166V240L168 241ZM194 238H193V240H194ZM131 239L128 238L126 240H131ZM173 239L174 238H172V240ZM184 239H185V237H184ZM210 239L212 240L213 238H210ZM238 239H240V238H238ZM183 240L180 239V241H183ZM121 241H123V240H121ZM188 241L189 240H187V242L185 241L184 243L188 244L190 242V241L189 242ZM224 241H223V243L224 244H227ZM241 241H242V239H241ZM191 242H192V240H191ZM238 242H239V240H238ZM184 243H182V244H184ZM193 243L194 242L189 243L190 246H191V244L193 245ZM223 243H222L221 246H223ZM111 244H112V246H111ZM137 244H140V243H137ZM179 244H181V243L179 242ZM186 244H184V245H186ZM189 244H188V247L187 246L184 247L182 245L180 247V245H178V244H177L178 245V247H177L175 245V247H176L175 251L178 250L176 252L177 254L180 253V255H181V253L184 252L183 255L184 256H187V257H184V256L181 255L182 258L178 262H181L182 261V264L183 263L185 264V262H186V264H191L192 262H194L192 264H196L195 262H197V260L195 261L196 256H193L192 257V255H190V257H188V255L190 254L189 253V249H191L189 247ZM173 245H174V243H173ZM113 246L116 247L117 249H115ZM138 246L139 245L136 246V242H135V244H134L133 247H137L138 248ZM140 246H142V245H140ZM143 246H149V245L148 244H146V245L144 244ZM234 246H235V248L237 247V245H234ZM112 247H113V249H111ZM142 247H140V248H142ZM169 247L172 250V247L171 246H169ZM175 247H173V248H175ZM179 247L181 249L184 247V249L182 251H180V248ZM224 247H226V246H224ZM227 247L231 248L230 246H227ZM239 247H238V251H240V254L239 255H241V251L242 250ZM150 248H151V246H150ZM232 248H233V246H232ZM112 250H113V252H112ZM115 250H118V251H115ZM191 250L192 251H195V245H194V249H191ZM196 250H198V249L196 248ZM201 250H203V249H201ZM218 250H219V248H218ZM253 250H256L257 253L255 251H253ZM114 251H115V254L116 253H118V254L114 255L113 254ZM140 251L138 250L139 253H141ZM192 251H190L191 254H192ZM212 251H213V248H212ZM235 251L237 252V250H235ZM130 252L131 253L134 252V253H132V254H134L133 257H129L130 254H131ZM174 252H173L172 258H174V255H175ZM229 252H230V250H229ZM167 253H171V252L168 251ZM167 253H166V257H167ZM255 253L257 255L256 256H253V255H255ZM153 254L156 255V253H154V252H153ZM164 254H165V252H164ZM118 255H119L120 259H119ZM140 255L138 254V256H140ZM115 256L118 257L117 258L118 260L115 258ZM121 256L123 258H125V259H123ZM126 256L129 257V258H127ZM176 256L177 255H175V257ZM179 256L176 257V260L179 259ZM229 256H231V255H229ZM154 257H156V256H154ZM164 257L162 256L161 258L164 259ZM169 257H171V256H169ZM191 257L193 259L195 258L194 261H190V258ZM239 257H237V258H239ZM241 257H243V258H241ZM223 258H224V256H223ZM262 258H261V263L263 261L262 264H264V260H262ZM163 259H161V261H163ZM201 259L202 258H200V260ZM153 260H151V261H153ZM167 260H168V257H167V259H164V261H167ZM174 260H175V258H174ZM174 260L172 259L169 262H172V263L175 264ZM132 261H134V264H135L137 262V259H136V261H135V259L134 260H131V261H128V263L130 262V264H132L131 263ZM138 261L141 262L142 260H138ZM154 261H158V260H154ZM183 261H185V262H183ZM144 262H146V260H144ZM221 262H222V260H221ZM243 262H245V261L243 260ZM121 263H119V264H121ZM138 263L139 262H137L136 264H138ZM165 263H167V262H165ZM165 263H163V264H165ZM172 263H169V264H172ZM232 263H230V264H232ZM125 264H127L126 261H125ZM140 264H142V263H140ZM179 264H181V263H179ZM204 264H206V263H204Z\"/></svg>","mask_w":264,"mask_h":264},{"label":"rangeland","instance_id":"obj_2","mask_svg":"<svg viewBox=\"0 0 264 264\" xmlns=\"http://www.w3.org/2000/svg\"><path fill=\"white\" fill-rule=\"evenodd\" d=\"M72 55V54H71ZM84 55V57H82L83 59H84V61H85V63H86V59L88 58V57H90L88 54H87V56H86V54H83ZM82 55V56H83ZM100 55H101V58H102V56H103V59H105V58H110V56H112V55H102V54H96V56H95V54H92L91 56H93V57H95V58H93V57H91V62H92V60H95V62H97V60H96V58H98V57H100ZM114 55V54H113ZM65 56V55H64ZM63 56V58H65ZM78 56V55H77ZM76 56V57H77ZM81 55H79L78 56V58L80 57ZM43 57V56H42ZM45 57V56H44ZM67 57V56H66ZM70 57V56H69ZM71 57H73V56H71ZM76 57H73V58H76ZM115 58L117 57V55L116 56H114ZM122 58V59H118V58ZM20 58V57H19ZM59 58H60V56H59ZM62 58V59H63ZM72 58V59H73ZM77 58V59H78ZM93 58V59H92ZM112 58H113V56H112ZM115 58H114V60H115ZM22 59V58H21ZM72 59H70V60H68V57L66 58V60H67V63L70 61V63H71V61H72ZM83 59H82V62H83ZM79 60V59H78ZM78 60H76V59H74L72 62H73V64H74V61H76V64H77V62H79ZM81 60V59H80ZM110 60L112 61V59L110 58ZM116 60H121V61H119L118 63H117V61H116V64H118V67H119V64H121V63H124V62H122V61H124L125 60V57L123 58V57H121V55L120 56H118L117 58H116ZM89 61V60H88ZM101 61V60H100ZM65 63H66V61H64ZM99 62V61H98ZM102 62V61H101ZM70 63H68V64H66L67 66H69V64ZM84 63V62H83ZM21 64V63H20ZM89 64L90 63H88V66H89ZM92 64V63H91ZM93 64H95L94 62H93ZM97 64V63H96ZM95 64V65H96ZM132 64H134V67H136L135 66V64H137V63H132ZM22 65L23 64H21V68H23V67H27V66H23L22 67ZM57 65L58 64H56V67H57ZM63 65H65V64H63L62 63V66ZM71 66H72V63L70 64ZM79 65V64H78ZM82 65V63L80 64V66ZM86 65V64H85ZM62 66H61V69H62ZM65 67V68H63V70L65 71V69H67V68H69V69H71L70 68V66L69 67ZM74 66V65H73ZM88 66L87 67H85V66H83V68L85 67V70H86V68H88ZM91 66V65H90ZM98 66V65H97ZM100 66V65H99ZM98 66V67H99ZM117 66V65H116ZM121 66V65H120ZM126 66V63H124L123 64V66L122 67H125ZM127 66H129V64H127ZM131 66H133V65H131ZM131 66L130 67H125L126 69H128L129 68V70L128 71H130L131 72ZM139 66V65H138ZM138 66H137V70L140 68V66H139V68H138ZM29 67V66H28ZM51 67L54 69V67H55V64H54V66H52L51 65ZM58 67H60V66H58ZM75 67V66H74ZM76 67H78V66H76ZM133 67V70H134V72H135V70H136V68H134ZM17 68V67H16ZM18 68H19V65H18ZM73 68V67H72ZM90 69L92 68V67H89ZM103 68V67H102ZM124 68V69H125ZM131 68V69H130ZM20 69V68H19ZM25 69V68H24ZM27 70H29L28 68H26ZM30 69H31V67H30ZM35 69V68H34ZM34 69H33V71H34ZM37 69V68H36ZM56 69V68H55ZM57 69H59V68H57ZM60 69V70H61ZM74 69V68H73ZM73 69H72V71H73ZM78 69L79 70H82V66L79 68L78 67ZM93 69H96L95 67H93ZM103 69H105V68H103ZM103 69L100 71V72H103ZM120 69H122L123 71H121ZM120 69H118V68H116V70H118V71H116L114 68H113V70H114V72L117 74V73H119L120 71H121V73L122 72H124V69L123 68H121L120 67ZM126 69H125V71H126ZM14 70H16V69H14ZM62 70V71H63ZM79 70H77L78 72H79ZM85 70H83L84 72H85ZM88 70V69H87ZM106 70H109V69H106ZM133 70H132V74L134 73L133 72ZM140 70H141V68H140ZM138 70V73L139 74H144L143 72H145V71H147V70ZM20 73H19V70H17V71H13V75L15 76V78H16V76H17V74L16 73H18V75L19 74H21V75H19V76H21V78H19V82H17V83H15L16 84V86H17V92H19V94L18 93H16L15 94V92L16 91H14L13 92V90H15L16 88H14V89H10L9 90V88H7L11 93H12V95H11V93L9 92V95L7 94V95H5V91H6V88H5V90L4 91H2L4 94H3V97L2 98H4V100H3V103L4 102H6V104H7V107H14V110H17L18 109V115H19V113L22 111V114L23 115H25V117L23 116V120H25L24 118H26V116L28 115V114H31L30 116L28 115L27 117H30L29 119H30V121L32 122V123H34L33 122V119H32V115H33V110H30L29 109V107L26 109V111H25V105L22 107V105L20 104V103H22V102H19V101H21V94L22 95H24V98H25V96H27V95H30L32 92H33V88L35 87V85H34V82H35V80H38V77H39V75H38V77H37V79H35L33 76V78H26L24 75H22V70L20 69ZM25 71V70H24ZM56 70H52L51 72L53 73V75H55V76H57V78H59V79H61V80H65L66 79V75L64 76L63 75V73H59L60 71H56ZM67 71H68V69H67ZM67 71H65V72H67ZM75 71H76V68H75V70H74V73H72V75L73 74H75L76 75V73H75ZM76 71V72H77ZM83 71H80V73L79 74H82L81 72H83ZM89 71V70H88ZM111 71V70H110ZM149 71V70H148ZM148 71H147V73H148ZM28 74L30 73L31 74V72H28V71H26ZM40 73V72H43V71H41V70H38L37 69V71L35 72L34 71V73ZM48 72V71H47ZM55 72V73H54ZM58 72V73H57ZM83 72V73H84ZM93 72H96V71H93ZM99 72V71H98ZM114 72L112 71L111 73H113L112 75H114V77L115 76H117L116 74H114ZM137 72V71H136ZM136 72H135V74H134V76H133V78H134V80L132 81V76H131V86H132V84H133V82H135L136 80H135V77H137L136 79H137V81H138V87H130L129 85V75H131V74H128V72L126 73L127 75H126V77H124V79L126 78V83H125V81L124 80H122V78H123V74H125V72L123 73V74H121V73H119L121 76L120 77H122L121 79H120V81H123L124 82V85L125 84H127V86H129V87H124L123 85H118L119 86V88H121V89H124L123 90V92L125 91V89L126 90H128V93H125V94H129V92H132V91H136V93H138L137 91H148V95L147 94H143L142 92V97H141V99L139 98V97H137V94L136 93H134V94H136L134 97L133 96H131V94H129L128 96H126V98H125V100H128V98H130V100L132 101H139V100H141V101H139L140 103L144 100V102L146 103V100H148V103H147V106L150 108V109H154L152 112H154V111H156L155 109H157V111L159 110V108H161L162 109V107L166 110V111H168L166 108H169V111H168V114H171L172 116H168V117H170V118H168V117H166V119H164V118H161L160 116H157V118H154V119H152V122H151V128H149V129H151L152 130V128H154L153 130H154V132H155V135L154 136H152V138H150V137H148V138H146L145 137V139H143V140H145L144 142H140L141 144L138 146L137 145V143H139V141L138 142H136V140H134V142L135 143H133V142H131L132 143V145L134 144L135 145V148L136 149H133V150H128V151H124L123 152V150H125L126 148L125 147H127L126 145L129 143L128 142V139H127V134L128 133H130V130L132 129H130V127H132V126H135L137 123H136V120H134V118L136 117H138V116H135L134 117V114H133V116H131V112H130V115H129V113H128V111H124L123 113H125V115H127V116H129L128 117V119L126 120V121H124L126 118H124V117H121L120 116V118H123V121H122V119H121V122H123L124 123V125H126V124H128L130 121H129V118H133V121L131 120V122H133V123H130L131 125L129 126V125H127L128 127H129V129H128V127L126 128L125 126V128H121V127H123V125L120 127L121 128V130H119V131H121V133H122V131H123V129H124V131L125 130H127V134L125 135L126 137H124V139L126 140H124V141H122V143L124 142V144L122 145V143H120L121 145V150H122V153H124V154H126V157H129V154L130 153H128V152H131L132 154H134V155H137V157H134L133 155V157L132 156H130L131 158H130V160L133 158V159H136V158H138L139 160H137L139 163H138V165H139V167H138V165H135V163L134 164H132L133 162L132 161H130V162H132L131 164H132V168H131V164H130V162L128 161V159H127V162H129V166H127V169H125V167H124V163H122V165H123V167H121V160L123 161V158L122 157H124V155L121 153V152H119L120 150L119 149H116L117 150V152H119V157H118V155H116V154H118L117 152H116V154H114L113 153V151H115L113 148V151H111L112 149H110L111 147H114L112 144H113V142L115 141V140H113V138L116 136V134H117V131H116V133H115V131H111V133L109 134V136L114 132L115 133V135L114 134H112V135H114V137L113 138H111L113 141H110V139H109V137L107 138V136H108V134L107 133H105L106 134V138H105V134H102V136H104V138L101 136V134H100V132H103V129H101L100 127H102L103 128V126H105V131H107L106 130V127L108 128V125H107V123H109L108 122V120L111 122V120H112V118L111 119H109L108 118V120H107V122L105 121L106 119H107V116H105L106 117V119L104 120V122L106 123V125L104 124V123H100L101 121H99V118H97L96 120L97 121H99V122H96V121H94L93 119H92V123H91V120L89 119V118H92V114L94 113H96L97 115L96 116H100L99 114V112H101V114H104V112H103V110L104 111H106L105 110V108H107V112L108 113H110L109 111H108V105H107V101L111 98H113L112 99V101H110L109 100V102H111V104L110 105H114L115 103H116V99H119L120 100V98L116 95V93H120L121 92V90H120V92H114V93H112V96L113 97H108V95H107V92H106V94H105V92L104 91H101V92H104L103 94L104 95H106V97H108V98H106L105 96H103L102 94H100L101 96H102V98H101V96L99 97L98 96V94H99V92L100 91H97V89L99 90V88L101 89V86H102V88L104 87V86H109L110 87V85H107L105 82H107V83H109V82H111L112 81V78H113V80L116 78H114V77H112V78H110V77H108V79H106L105 77H103V78H101L102 80H103V82L106 84V85H104L103 86V84H101L100 86L98 85L97 86V84L99 83H93L94 85H96V86H94L93 84H90V86L89 87H86V89L85 88H83V87H85L84 85H83V87H82V83L81 82H84L83 80H86L87 78H88V76H89V78L91 77L90 75H92V74H90V75H88V73H90V71L89 72H85L87 75H86V79L84 78L82 81H81V79H79L81 76L82 77H84V75H80L79 76V80L78 81H81L80 83H81V85H80V88L81 89H85L86 91L85 92H78L77 91V94H85V95H87V94H90V96L89 95H87V96H85V95H77V100H75V103L73 102L74 100L72 99V101H69V98H73L74 97V99H75V94H73V92L71 91V90H69V88L71 87V85H73V83H71V85H70V87H65V86H63V87H61V89H63L64 87H65V90H66V93H68L67 91H69V92H71V97H68L67 95V97H64L65 95H63V94H65L64 92H65V90L63 91V93L61 92V89L60 88H58L57 90H55V91H53V89L51 90V88L50 89H48L47 88V86H44V88H43V92H42V88L40 89V88H36L37 89V91H39V90H41V92L42 93H48L47 94V97H48V95H49V98L47 99V98H45L46 100H48V103H47V101L45 102V104L47 105H50V104H52V102H50V100L52 99L54 102H55V99H53V97L52 96H54V98H60L61 100H63V99H65V98H67L68 100L67 101H69L70 103H74L73 105V107L72 108H74L75 107V104H77V106H76V108L74 109V111H77L76 109L77 108H79L78 107V104L79 105H81L82 106V104H83V110L84 111H89V113H86V112H84V111H82L81 110V108H80V110L82 111V112H84V113H86V114H88V116H86V117H84V119H86L87 118V122L85 121V120H82L81 121V119H83V116H81L80 117V115H82V114H80L81 113V111H80V113L78 112L77 114H75V112H74V117H77V116H79L80 117V120H79V117H78V119L77 118H74L75 119V121L77 120V123H78V120H79V124H80V126H82V127H80V128H82L83 129V126H84V128L86 127L87 129H89L90 128V126L91 127H93L92 128V131H90V129L88 130V131H90V132H88V133H90V135H85V133L87 132L86 130V128H85V132H83V135H85L84 136V138H83V135H82V133H81V131H83V130H81L80 128V130L78 129V127H76V126H73V124H71L72 122V118L70 119L71 121L69 122L70 124V126H66V125H68V123L66 122V118H69V113L68 112H66L65 111V109L63 110L62 108H60L59 110H58V112L61 110V113H62V110L63 111H65V112H63L64 114L65 113H68L67 115L68 116H62V115H64L63 113L62 114H60V112L59 113H56L57 111V109H58V107L56 108V109H54V107H53V109L56 111L55 113H53V112H51V113H53V116L54 115H56V117L54 116V118L56 119V120H58V121H62V125H61V127H59L60 126V124H61V122H57L53 117H52V119H50V122H52V123H50L49 121H48V124H50V125H48L47 124V127L45 128L46 130H48L49 128H50V131H49V133L51 132V128H52V125L51 124H53L54 125V123L59 127H57V129L59 130L58 132H59V135L58 134H56L57 136H59L60 137V135H61V137H63L64 135L62 134V133H64V132H66L67 130V133L69 132V130H72V129H74L73 131H74V133H72L73 134V136H72V134H70L68 137L69 138H67L66 136H64V137H66L65 139V141H68L69 142V140H70V142H69V144L71 145V147L69 148V146L67 147L66 145V147L70 150H68V151H66L67 149H65L64 151H66L65 152V155H64V153H63V155H64V157H66V154L68 153V152H70L69 154H71V153H73L74 154V156L75 155H77V151L75 152H73V150L72 149H75V150H80V148H82L83 147V145H86L85 147H87V146H89L88 145V143L91 145L90 146V152L91 151H93L92 149H94V151H96L97 150V153H93V155L95 154V159H96V165L98 166H94V164H95V159L94 160H92V153H90L89 154V156L90 155H92L91 157H89L88 159L90 160H87L88 161V163H90V164H83V162H82V164L81 163H79V165L80 166H84L83 168L82 167H80L79 165H72V166H74V169L75 168H77V167H79L80 169L79 170H77L78 172L81 170L82 171V173L83 172H87V171H89V174L88 173H86V174H88V176H86V174H85V176L87 177H83L85 180H87V185H85V187H84V183L86 184V182H84V181H82V180H79L81 177H82V175H80V174H82V173H78L77 171H75L74 169V171L76 172H74L75 173V175H76V177H75V179L78 177L77 175L79 174V178H77L76 180H78V181H76L74 178H72L71 180L73 181V180H75L77 183H79V184H75V181H73L74 183V186H73V188L74 189H76L77 187L76 186H78V191L77 190H74L73 188H72V185L73 184H71L70 182L71 181H69L68 183H65V184H67V186H68V184L70 183L71 185H69V189H70V192H69V190H68V192L67 191H65L63 188L65 187V188H67L66 186H65V184H62V185H64V186H62L61 185V183H59L60 182V180L61 179H58V180H56L57 181V185H59L60 187H58V186H56V181L55 180H53V181H55V185L53 186L52 185V187H49L48 186V188L50 189V191H51V188L53 189V187H54V190L57 188V189H60V193H59V190H55V192L54 191H51L52 193H53V196L55 197V195H54V193H56V192H58V195L56 194V196H59L60 197V195L59 194H64L65 196H67V198L69 199V198H71L72 196V198H74L75 197V193H76V197L74 198V201L76 200H80V202H78L77 201V203H76V201H75V203L77 204H75V206H77L76 208H78V204L80 205V203H81V205H86L85 203H89L90 201H92V202H90V203H94V204H96L97 202H100L99 204H97L98 206H100L101 207V210L99 211L100 212V216H102L101 217V219L100 220H102V218H103V220L102 221H100L99 220V222L101 223V225H103V226H101L100 225V223L99 222H96V221H98V216H97V214H95V212L93 213L92 211H91V213H89V212H87L88 210L86 209L87 207H90V206H86V208L84 207V206H81V207H79L78 208V211H80L79 209L81 208V210H83V211H80L79 212V214H77L78 216H80V218H84V216L86 215L85 213H88L89 215L91 214V216L92 217H94V220H96V221H94L93 219H92V217H90L89 219H84L85 221H88V220H91L90 221V223L92 222V221H94V223L96 222V223H99V224H95L96 226H101V227H103L102 229H104V232L106 231V233H104V236H105V234L107 235V238H111V239H109L110 241H112V239H113V237H114V235H116L117 236V240L118 241H120L121 243H123L124 244V246L126 247L127 246V248L129 249V250H133L134 252H132V253H134V254H137V255H135L134 256V254H132L131 252V254H130V256L129 257H133L134 256V259H135V261H136V259H137V262H139L138 264H140V263H142V264H146L147 262V264H163V263H165V262H167V263H165V264H169V263H172V262H169V261H171L172 259L174 260V258H175V260H174V262H175V264H179V263H181L182 264V261L181 262H178L181 258H182V256H184L183 255V253H181V255H180V253H176L177 251H175V249H176V247H175V245L178 247V245H180V247H181V245L182 246H187L188 247V244L189 243H192V242H194L193 243V245L191 244V246H190V244H189V247L191 248V249H194V245H195V251H192L191 249H189V255H188V257H190V255H192V257L193 256H196V259H195V261L197 260V262H195L196 264H204V263H206V264H230V263H232L233 261L235 262H233L234 264H252V263H254V262H252L253 260L252 259H254L251 255H248V256H246L247 255V253L249 254L250 252L252 253V250H250V249H247L246 250V248H249V246L248 247H246L245 249H243L244 248V246H241L242 247V249L239 247L242 243H245V242H247V245L248 244H251V242L253 241L252 239V241L250 242V243H248V241L247 240H245V238H244V236H242L241 235V237L239 236L238 238H240V239H238V238H236V236H235V234H237V232H236V230L238 229L237 227H239V228H241L240 227V224L238 225V221H239V217L237 218V216H239V215H242V218H243V214H245V213H247V212H249L250 211V207L251 206H255V204L254 203H260L259 201H261V203H263V200L262 199H264V196L263 195H261V193L263 194L264 192V180H262V179H259V177H261L262 178V176L264 175L263 173V175L261 176H259V177H257L259 174H256L257 172H258V170L257 171H252L253 173H255V174H251V170L252 169H254L255 170V167L258 169L259 167H257L255 164V166L253 165V167L249 170V167H248V163H249V165H251L253 162H252V160H251V158H249L250 156V154H249V150H248V147H250L249 145V141L251 140L250 139V136L252 135H250V131H249V128H250V125H248V121L249 120H251V119H248V117L245 115V114H247V112H245V114H244V112H242L241 111V109L243 108V111L245 110V109H247L246 107V105H245V109H244V105H242L243 104V102L241 103V106H242V108H240L241 106H239V108H240V111H236L235 109H236V107H238V105H235L236 107H234V105L232 104L233 103V101L234 100H232L231 98L233 97V95L234 94H232L231 95V98H227L225 101H227L228 102V104H229V107H230V109L232 110L231 111V113H229V112H227V108H228V106H227V103L223 100L224 98H221V97H223V96H221V97H215L214 95H211V96H209V97H202L200 100V103L202 104V105H200V104H198L199 105V109L200 110H202V112L199 110V122H197L198 124H193L191 121V123L189 124V121L188 120H191V119H189V116H190V114H188L189 113V111L192 109L193 110V108H192V105H191V103L189 102V101H187L186 100V97H187V95H184L185 96V99L184 98H182V101H181V98L180 97H182L183 95H180L179 96V91L178 90H182V88L181 87H176V88H173V89H175V90H177L175 93H173L174 94V97H172L170 100L173 102V103H171V105L170 106H172V108L171 107H167V105L168 104H166L167 102H166V98H167V95H166V91L165 92H161L160 93V91H164V90H167V88L166 87H160V86H158V85H154V84H151L152 83V81L150 80H148V82H145L143 79H145V80H147L146 79V77L145 78H142V77H144V76H146V75H143V76H140L141 78H142V80H140L139 78H138V76L139 75H137L136 74ZM141 72V73H140ZM150 72V71H149ZM24 73V72H23ZM33 73V74H34ZM43 73H45V72H43ZM51 73V74H52ZM67 73H69V72H67ZM104 73V74H103ZM103 73H100L98 76H100V75H105L106 73H107V71H105V72H103ZM109 73V72H108ZM146 73V72H145ZM146 73V74H147ZM151 73V72H150ZM25 75H26V73H24ZM29 74V75H30ZM46 74V73H45ZM51 74H46V75H51ZM60 74H62V75H60ZM96 74V73H95ZM149 74V73H148ZM36 75V74H35ZM41 73H40V77H41ZM45 75V76H46ZM67 75H69L70 76V74H67ZM72 75L70 76V77H72ZM74 75V76H75ZM77 75H78V73H77ZM135 75H137V76H135ZM150 75V77H151V74H149ZM18 76V77H19ZM23 76V77H22ZM37 76V75H36ZM35 76V77H36ZM54 76V77H55ZM74 76L72 77V78H74ZM119 76V75H118ZM117 76V77H118ZM127 76H129L128 77V79H127ZM148 76V75H147ZM11 77V79H14L15 80V78L14 77H12V75L10 76ZM39 77V81L40 80H42V79H44L43 78V76H42V78H40ZM75 77H77V76H75ZM150 77H149V79H150ZM71 78V79H72ZM95 78H98V77H93L92 78V81L91 82H94V79ZM119 78V77H118ZM10 79V80H11ZM30 79H32V81L30 80ZM35 79V80H34ZM76 79V78H75ZM91 79V78H90ZM90 79H88V80H90ZM98 79H100V77L98 78ZM117 79V78H116ZM115 79V80H116ZM139 79V80H138ZM13 80V82H16V80L14 81ZM87 80V81H88ZM96 80V79H95ZM114 80V81H115ZM76 80H74V81H72V82H75ZM97 81V80H96ZM95 81V82H96ZM109 81V82H108ZM118 81H119V79H118ZM119 81V82H120ZM139 81H144V86L142 87L141 85H143V84H141V85H139ZM12 82V81H11ZM11 82H9L8 84H7V86H10V84H12V85H15V84H13V83H11ZM41 82V81H40ZM43 82V81H42ZM86 82V81H85ZM84 82V83H85ZM116 82V81H115ZM123 82H122V84H123ZM149 82H151V83H149ZM77 83V82H76ZM101 83V82H100ZM118 83V82H117ZM141 83V82H140ZM88 84H89V82H88ZM111 84V83H110ZM119 84V83H118ZM121 84V83H120ZM146 84H149V86H151V87H149L148 85V88L147 87H145L146 86ZM33 85V86H32ZM77 85V84H76ZM75 85V86H76ZM87 85V84H86ZM113 85V82H112V84H111V86ZM136 86H137V82H136V84H135ZM6 86V87H7ZM75 86L73 85V87L72 88H75ZM114 86V85H113ZM112 86V87H113ZM115 86H117V85H115ZM134 86V85H133ZM33 87V88H32ZM77 87V86H76ZM79 87V86H78ZM99 87V88H98ZM13 88V87H12ZM46 88H47V90H51V93L52 92H57L58 93V91H59V93H61V94H59L58 95V97H56L57 95V93H53V94H51L50 93V91H47L46 90ZM105 88V87H104ZM116 87H113L112 89H115ZM164 88V89H163ZM35 89V90H36ZM60 89V90H59ZM71 89V88H70ZM75 89H77V88H75ZM107 90L106 91H108V87L106 88ZM117 89V88H116ZM115 89V90H116ZM32 92H31V91ZM74 90V89H73ZM80 90V89H79ZM101 90H103V89H101ZM110 90V89H109ZM114 90V91H115ZM117 90H119V89H117ZM116 90V91H117ZM82 91H84V90H82ZM89 91V93H87ZM150 91L152 92V93H150ZM186 91H189L188 89L186 90ZM185 91V88H183V92H186ZM1 92V93H2ZM29 92V93H28ZM31 92V93H30ZM35 92V91H34ZM76 92V91H75ZM74 92V93H75ZM91 92H93L92 94H91ZM112 92V91H111ZM122 92V93H123ZM127 92V91H126ZM178 92V93H177ZM182 92V93H183ZM7 93V92H6ZM39 93V92H38ZM42 93L40 94L41 95V97H39L38 98V96H37V98H35V97H33V98H30V96L32 97V96H34L33 95V93L30 95V96H27L28 98H30V102L32 101L33 103L35 102V101H37L36 99H38V102L40 103V101L41 102H43V100H44V98L42 97ZM98 93V94H97ZM109 93V92H108ZM162 93H164L166 96H159L160 94H162ZM177 93V94H176ZM182 93H180V94H182ZM26 94V95H25ZM97 96V97H99L100 99H96V97H95V95ZM110 94V93H109ZM125 94H123V96L125 95ZM133 94V95H134ZM163 94V95H164ZM175 94H176V96H175ZM5 95V96H4ZM13 95H17V96H19V101L15 104V103H13L12 101H13V99H15V98H17V96L15 97L14 96V98L12 99V97H13ZM39 95V96H40ZM56 95V96H55ZM60 95H62L63 96V98H61V96ZM70 95V94H69ZM141 95H139V96H141ZM150 95V96H149ZM229 95V94H228ZM227 95V96H228ZM12 96V97H11ZM80 96L81 97H83V98H86L87 100H89V99H91L92 101H88V102H90V106H92L93 105V107L92 108H94L93 110H92V112L93 113H91L90 112V110L92 109H88L87 110V108H86V106L87 105H85L84 106V101H86V100H84L83 101V99L82 100H79L80 99ZM90 97V98H87V97ZM93 96V97H92ZM115 96H117L118 98H116ZM123 96H122V98H121V102H123L122 101V99H124L123 98ZM146 96H147V98H146ZM154 96V97H153ZM183 96V97H184ZM225 96V95H224ZM226 96V97H227ZM12 100V101H10L9 102V98ZM51 97V98H50ZM79 97V98H78ZM104 97H105V100H104ZM120 97H121V95H120ZM133 97V98H132ZM145 97V98H144ZM162 97H164V98H162ZM230 97V96H229ZM237 97H239V96H237ZM22 98H23V96H22ZM142 98H143V100H142ZM157 98V99H156ZM160 98V99H159ZM174 98V99H173ZM189 98V97H188ZM234 98V97H233ZM0 99H1V97H0ZM7 99V100H6ZM9 99V100H8ZM26 99V98H25ZM23 100L24 102L26 101V100H28V99H26V100ZM32 99V100H31ZM50 99V100H49ZM103 99V100H102ZM106 99H108L107 101H106ZM168 99V98H167ZM177 99V100H176ZM192 99H193V97L192 98H189L188 100H191L192 101ZM236 99V98H235ZM17 100V99H16ZM51 100V101H52ZM56 100H59V99H56ZM115 100V101H114ZM118 100V101H119ZM124 100V101H125ZM153 100V101H152ZM164 100H165V102H164ZM169 100V99H168ZM175 100V101H174ZM197 100H199V98H197ZM238 100H240V99H238ZM238 100H236V104H237V101ZM29 101V100H28ZM64 101H66V100H64ZM78 101V102H77ZM82 101V102H81ZM130 101V102H131ZM133 101H132V104L131 105H129L130 106V110L132 111V110H134L133 108L131 109V107L132 106H136V105H140V103H133ZM158 103H156V102ZM177 101V102H176ZM241 101H244V99L243 100H241ZM50 102V103H49ZM54 102H53V104H54ZM58 102V101H57ZM56 102V103H57ZM129 102V101H128ZM130 102L128 103V104H130ZM161 102V103H160ZM176 102V103H175ZM232 102V103H231ZM235 102V101H234ZM2 103V102H1ZM32 103V104H33ZM55 103V105H57ZM95 104V106H94V104ZM101 103L103 104V105H101ZM104 103H106V104H104ZM120 103V102H119ZM155 103V104H154ZM164 103V104H163ZM174 103H175V105H174ZM246 103V102H245ZM5 104V103H4ZM6 104H5V106H6ZM14 104V105H13ZM28 104V103H27ZM44 104V103H43ZM43 104H38V110L37 111H39L40 112V110L42 111V109H40L39 110V108L43 105ZM86 104H87V102H86ZM117 104V103H116ZM115 104V105H116ZM121 104V103H120ZM127 104V105H128ZM143 105H144V103H142ZM239 104H240V101H239ZM9 105H11V106H9ZM18 105V106H17ZM21 105V106H20ZM54 105V106H55ZM114 105V106H115ZM119 104H117V106H118ZM122 106L123 105H126V103L124 104V102H123V104H121ZM120 105V106H121ZM1 106V105H0ZM4 106V108H6ZM30 106L32 107L33 106V108H37L36 106H37V104L35 105H31L30 104ZM44 106V105H43ZM43 106H42V108H43ZM90 106H88V107H90ZM104 106V107H103ZM112 106H110L109 108H111ZM121 106V107H122ZM154 106H156V107H154ZM159 106V107H158ZM20 107H22L23 109L20 111L19 110V108ZM30 107V108H31ZM46 106H44V108H45ZM70 107V106H69ZM71 107H70V109H71ZM115 107L116 108V110H118V111H120L122 108L124 109V107ZM143 107H145V106H142V107H140L139 106V109H142V112L141 111H139L140 113H144V111H145V115H144V119H145V116L147 115V111L149 110V111H151L149 108H148V110H146V109H144ZM152 107V108H151ZM194 107V106H193ZM0 108H2V106L0 107ZM3 108V110H5ZM16 108V109H15ZM48 108V107H47ZM46 108V109H47ZM49 108L51 109V106H49ZM113 108V107H112ZM111 108V109H112ZM115 108H113V109H115ZM118 108V109H117ZM121 108V109H120ZM126 108V107H125ZM128 108H126V109H128ZM146 108V107H145ZM173 108H175V109H173ZM11 109V108H10ZM28 109H29V111H31V113L28 111ZM34 109V110H35ZM68 109V108H67ZM70 109H68V110H70ZM120 109V110H119ZM138 109V108H137ZM160 109V110H161ZM173 109V110H172ZM195 109V108H194ZM229 109V110H230ZM6 110H8V109H6ZM14 110L13 109H11V111H13L14 112ZM24 110V111H23ZM129 110V111H130ZM144 110V111H143ZM191 110V111H192ZM228 110V111H229ZM2 111V110H1ZM1 111H0V115H3L4 113H5V117H6V111L4 112V113H1ZM11 111H9V112H11ZM72 111V110H71ZM70 111V112H71ZM112 112H114L113 110H111ZM138 111V110H137ZM148 111V112H149ZM164 111V110H163ZM180 111V112H182L183 114H177L178 112ZM194 111V110H193ZM234 111V112H233ZM12 112V113H13ZM15 112H17V111H15ZM14 112V113H15ZM39 112L37 113V115L34 117L33 116V118H34V120L35 119H37V117H40V119H38L39 121L41 120V119H43L44 117H47L48 115L47 114H45V115H43L42 114V116H39ZM111 112V113H112ZM121 113H122V111H120ZM120 112H116V113H120ZM135 112H136V110H135ZM152 112H150L151 113V115L153 116V117H156V116H154V115H156V114H158L157 112H156V114H154L153 115V113ZM161 112V111H160ZM176 113V114H174V113ZM71 113H73V111L71 112ZM108 113H107V115H108ZM115 113V114H116ZM132 113H134V111L132 112ZM139 113V114H140ZM149 113V114H150ZM162 113V112H161ZM190 113H192V112H190ZM21 114V113H20ZM22 114L21 115H19V119H20V121L19 122H21V116H22ZM35 114H36V112H35ZM49 114H50V112H49ZM80 114V115H79ZM114 114V115H115ZM12 115V114H11ZM14 115V114H13ZM52 115V114H51ZM51 115H49L48 117L49 118H51ZM83 115H85V114H83ZM117 115V114H116ZM120 115H122V114H120ZM150 115V116H151ZM176 115V116H175ZM186 115H189L188 116V118H186ZM16 116V115H15ZM71 116H72V114H71ZM90 116V117H89ZM95 116V115H94ZM93 116V117H94ZM118 117H119V115H117ZM123 116V115H122ZM131 116V117H130ZM140 116H141V114H140ZM149 116V115H148ZM181 116V117H180ZM3 117V118H2ZM8 118H10V113H9V116H7ZM12 117H14V116H12ZM58 117V118H57ZM89 117V118H88ZM108 117H111V115H108ZM112 117H113V115H112ZM174 118V119H172V118ZM180 117V118H179ZM48 118V119H49ZM96 117H94V119H95ZM101 118H102V115H101ZM119 118V119H120ZM142 118H143V116H142ZM148 118V117H147ZM151 118V117H150ZM149 118V119H150ZM161 118V119H160ZM176 118V119H175ZM179 118V119H178ZM182 118H183V120H182ZM249 118H251V117H249ZM48 119H46V120H48ZM103 119H104V117H103ZM102 119V120H103ZM115 119V118H114ZM116 119H117V117H116ZM119 119H117L118 121H119ZM139 120H140V118H138ZM148 119V120H149ZM163 119V120H162ZM177 119H178V121H177ZM15 120V119H14ZM22 120V122L20 123V124H16V121L14 122V124L15 125H19V127H18V129H19V131H20V128H24V129H28V128H31V129H33V128H35L34 127V125H28L30 122L28 121V119H26L27 120V122H29L27 125L26 124H24V123H26L25 121H23ZM37 120V121H38ZM44 120V119H43ZM53 120V121H52ZM101 120V119H100ZM143 120V119H142ZM147 120V119H146ZM151 120V119H150ZM171 120H173V121H171ZM36 121V120H35ZM54 121H56L57 123H60L59 125L56 123V122H54ZM66 123H65V122ZM67 121H68V119H67ZM74 121V120H73ZM94 121V122H93ZM164 121V122H163ZM174 121H177V122H174ZM42 122V121H41ZM47 122V121H46ZM54 122V123H53ZM89 122H90V124H89ZM103 122V121H102ZM115 122V120L113 121V122H111V123H113L112 125H115V127H119L118 125L116 126V124L114 123ZM120 122V121H119ZM125 122H127L126 124H125ZM143 122H144V120H143ZM149 122V121H148ZM171 122H173V126H172V123ZM179 122V123H178ZM187 122V123H186ZM0 123H2L1 125H2V129L5 127L6 128V126L8 127L9 125H7V124H12V126H14L13 125V122L12 121H10V119L8 120H6V118H4V116H0ZM3 123H4V125H3ZM17 123H18V121H17ZM40 123V122H39ZM39 123H37L38 125H41V124H39ZM44 123V122H43ZM63 123H65V124H63ZM75 123V122H74ZM96 123H100V124H96ZM141 123V122H140ZM164 123V124H163ZM166 123H167V125H170V123H171V125L170 126H172L173 128H175V129H173L174 131V133H165V130L163 129V128H166L164 125H166ZM195 123V122H194ZM142 124V123H141ZM150 124V123H149ZM176 124V125H175ZM177 124H179V125H177ZM182 124V125H181ZM185 124H187V125H185ZM191 124H193L194 125V127H195V125H197L193 130H191V127L193 126V125H191ZM249 124H250V122H249ZM38 125H36V127L38 126ZM45 125H46V123H45ZM142 125H144V124H142ZM190 125V126H189ZM4 126V127H3ZM23 126V127H22ZM89 126V127H88ZM111 126V125H110ZM110 126H109V128H110ZM137 126V125H136ZM148 126V125H147ZM168 127V130H170V131H172L170 128L171 127ZM9 127H11V126H9ZM39 127V126H38ZM100 128L101 129V131H99V134H97L95 131L96 130H98V129H94V128ZM148 127H150V125L148 126ZM188 127H190V131H192V132H190L189 130H188ZM249 127V128H248ZM4 128V129H5ZM41 128H43V125L41 126ZM76 128L79 130H76ZM108 128V129H109ZM143 129H145V127H142ZM141 128V129H142ZM185 128V129H184ZM8 129H10V128H8ZM11 129H13V127L11 128ZM17 128L15 129V127H14V129H13V131L12 132H16V134H17V130H18ZM23 129V130H24ZM44 129V128H43ZM44 129V130H45ZM111 129L113 130V126L111 127ZM110 129V130H111ZM118 129V128H117ZM140 129V127H136V129H134L137 133H136V135H138V136H140V133H138V131L139 132H142V131H144L143 129L141 130ZM6 130V129H5ZM15 130V131H14ZM63 130H66V131H63ZM93 130H95V131H93ZM163 130H164V132H163ZM168 130H166V131H168ZM177 130V131H176ZM2 131V130H1ZM6 131H10V130H6ZM10 131V133L11 134H13L12 132ZM26 131V130H25ZM62 131V133L60 134V132ZM72 131V132H73ZM75 131H77L78 133H79V137L77 138V135H78V133L77 132H75ZM118 131V132H119ZM123 131V132H124ZM132 131V130H131ZM135 131H134V133H135ZM147 131V130H146ZM145 131V132H146ZM187 131H188V134H185V132L187 133ZM7 132V133H8ZM20 132H22V130L20 131ZM93 132H95V134L93 133ZM110 132V131H109ZM126 132V131H125ZM149 132V131H148ZM151 132H153V131H151ZM19 133V132H18ZM25 132H23L22 134H24ZM45 133V132H44ZM70 133V132H69ZM68 133V134H69ZM93 133V134H92ZM104 133V132H103ZM147 133V132H146ZM150 133V132H149ZM191 133V134H190ZM6 133H5V131H3V135H5ZM11 134H10V136H8L9 137V139L8 140H10L11 142L12 141H14V146L16 145L17 146V144H18V142H19V145L21 144V146L23 145V143H21V140H23V139H19V135H21V133H19L17 136H19L18 137V139H17V137L15 138L14 136H16L15 134H13L14 136H12L11 137ZM51 134H52V132H51ZM54 134V133H53ZM53 134L51 135L52 136V138H54L53 137ZM75 134V135H74ZM125 134V133H124ZM133 134V133H132ZM142 134V133H141ZM148 134V133H147ZM153 134V133H152ZM184 134V135H183ZM190 134V135H189ZM47 135H48V133H47ZM46 135V136H47ZM56 135H54V136H56ZM67 135V134H66ZM94 135H95V137H94ZM99 135V136H98ZM118 135V134H117ZM120 135V134H119ZM118 135V136H119ZM130 135V134H129ZM135 135V136H136ZM149 135V134H148ZM186 135V136H185ZM191 135H192V137H191ZM5 136H7V134L5 135ZM23 136L24 135H22V138H23ZM28 136H31V135H28ZM55 137V138H57L58 140H56V139H54L56 142L58 141L59 142V140L62 142V139L63 138H61L60 137V139H59V137ZM70 136H72V137H74V139H75V137H76V139H75V141L76 142H74V140H71V139H73L72 137H70ZM86 136H88V138L86 137ZM118 136H116L115 137V139L118 137ZM120 136H123V134L122 135H120ZM119 136V137H120ZM132 136V135H131ZM138 136H137V138H138ZM190 136V137H189ZM253 136V135H252ZM8 137H0V143H2L3 144V140H5L6 138H8ZM11 137V138H10ZM32 137V136H31ZM83 138L82 140V143H84V144H82V143H80L81 142V138ZM94 137V138H93ZM99 137H102L103 138V140H104V143H106L107 144V142H109L110 143V145L108 144L107 146H105V144H103L101 141H103V140H100V139H102V138H100L99 139ZM129 137V136H128ZM141 137V136H140ZM186 137V138H185ZM196 138L195 140H191L192 141V143L195 141V143L193 144V145H190V143H188L187 141V138ZM254 137V136H253ZM46 138H48V137H46ZM86 138L88 139V142H87V140H86ZM122 138V137H121ZM131 138V137H130ZM134 138V137H133ZM144 138V137H143ZM188 138V139H189ZM252 138V137H251ZM32 140H33V138H31ZM49 139H50V137H49ZM49 139H47V140H49ZM78 139V140H77ZM85 139V140H84ZM95 139V140H94ZM109 139V140H108ZM135 139H136V137H135ZM138 139H140L141 140V138H138ZM189 139V140H190ZM46 140V141H47ZM79 140H80V142H79ZM120 140H122V139H120ZM131 140H132V138H131ZM64 141V142H65ZM4 142H9V141H4ZM15 142H17V143H15ZM25 142H27V141H25ZM52 142H53V140H52ZM68 142H66L67 144H68ZM72 142V143H71ZM118 142H119V140L118 141H116L115 142V145H117L118 144ZM121 142V141H120ZM127 144H126V143ZM190 142V141H189ZM11 143V144H12ZM48 143V142H47ZM50 143V144H49ZM49 146H51L52 148H53V146L54 147H56V145H59L60 144V142L59 143H57V144H54L53 146L51 145L52 143L49 141ZM55 143V142H54ZM75 143V144H74ZM117 143V144H116ZM130 143V144H131ZM191 143V144H192ZM12 144V145H13ZM79 144H81V146L79 145ZM129 144V145H130ZM1 145V144H0ZM5 145V146H4ZM4 145H1V147H0V149L1 148H3V146H4V149H2V151L3 150H5V152H2L3 153V155H0V156H2V157H0V159L2 160V162H1V166H4L3 165V158L4 157H6V156H8V152H10V154L11 153H13V152H11V149H5V148H11L12 146L10 145V146H8V143H7V146H6V143H4ZM62 145H63V143H62ZM75 145H77V147L75 146ZM78 145H79V147H78ZM16 146L15 147H13L12 148V151L14 150V148H15V150L14 151H16L17 152V150L16 149H18L19 148V146H17V148H16ZM24 146V148L26 147L25 145H23ZM22 146V147H23ZM46 146H47V144H46ZM49 146L48 147H45L44 148V150H46V153H48V152H50V154H52V155H50L51 156V158H52V156H53V154H54V152H52V150H50L49 149ZM72 146H74V147H72ZM96 146V147H95ZM108 146L110 147V148H108ZM119 146V145H118ZM118 146H116L117 148H118ZM58 148L60 147V148H62V147H64V146H57ZM57 147H56V150L57 151H62V150H60V149H57ZM65 147V148H66ZM115 147V148H116ZM124 147V148H123ZM131 147V146H130ZM24 148H21V149H24ZM28 147H26V149H27ZM32 148H34V147H31V149H30V152H29V154H32V151L34 152V151H36L35 149L34 150H32ZM47 148V149H46ZM72 148V149H71ZM128 148V147H127ZM133 148V147H132ZM26 149L25 150H22V151H26ZM54 150H55V148H53ZM62 149H64V148H62ZM85 148H83V150H84ZM87 149H88V147H87ZM96 149V150H95ZM108 149V150H107ZM130 149V148H129ZM6 150L8 151V152H6ZM10 150V151H9ZM38 150H39V152H40V154H38L39 152H38ZM47 150H48V152H47ZM55 150V151H56ZM71 150H72V152H71ZM82 150V149H81ZM86 150V149H85ZM127 150V149H126ZM28 151H29V148H28V150L26 151V154H25V152L23 153V154H25V155H28L27 153H28ZM41 151H43L42 150V148L41 149H37V152L38 153H35L34 152V154H32V159H33V157L34 156H39V157H42V156H45V154H43V153H45L44 151H43V153L41 152ZM64 151H62V152H64ZM86 151H88L89 152V150H86ZM1 152V151H0ZM18 152H19V150H18ZM79 152V151H78ZM81 152V151H80ZM109 152L111 153V155H112V153L115 155H113L114 157H112L111 155H109ZM4 153H6V154H4ZM56 153V152H55ZM59 153H61V152H59ZM83 153H85V152H82V153H79V154H82V156H80V157H82V159L83 160H86V159H84L83 158ZM87 153V152H86ZM122 154V156H121V154ZM1 154V153H0ZM19 154V155H18ZM56 154H58V153H56ZM54 155V157L53 158H55V161L57 160H59L58 162H60L61 160L63 161L64 159H67L68 160V158L66 157V158H64L63 157V159L62 158H60V155H62V153L58 156V155ZM69 154H68V157H69ZM17 155L18 156H22V154H20V152L19 153H17ZM17 155H15V156H17ZM49 155V154H48ZM85 155V154H84ZM128 155V156H127ZM10 156V155H9ZM12 156H13V154H12ZM59 157V159H57L58 157ZM72 156V158H71V160L73 161H71L73 164H74V162L76 163V160L73 158V155H70V157ZM86 156H88V153L86 154ZM111 156V157H110ZM121 156V157H120ZM23 158H24V156H22ZM30 156H28V158H29ZM30 157V158H31ZM47 157V156H46ZM45 157V159H47ZM80 157H78V158H80ZM116 157V158H115ZM10 158H12V157H10ZM20 157H15V161L13 160V163L14 164H16L15 162L16 161H21L23 158H20ZM27 158V159H28ZM52 158V159H53ZM76 158V157H75ZM120 158V160L118 161V159ZM19 159V160H18ZM25 159V158H24ZM23 159V160H24ZM26 159V160H27ZM43 159V158H42ZM49 160H47L48 162H49V164H48V162H47V166L49 167V165L51 164H54L53 162H54V160L52 161H50V158H48ZM61 159V160H60ZM116 159H117V161H116ZM249 159H250V161H249ZM0 160V161H1ZM22 160V161H23ZM26 160H24L25 162H26ZM38 160V159H37ZM78 160V159H77ZM81 160V159H80ZM92 160V161H91ZM30 161H32V160H29V162ZM35 161V160H34ZM102 161H109V163L107 164V166L105 167V165H103L102 163ZM114 161H116V162H113ZM27 162H28V160H27ZM26 162V163H27ZM36 162V161H35ZM50 162H52V163H50ZM57 162V163H58ZM64 162V161H63ZM80 162V161H79ZM85 162V161H84ZM92 162V163H91ZM101 163V166L103 167H105L104 169H101V166H100V163ZM111 162H112V164H111ZM123 162H125L126 164H127V162L125 161V158H124V161ZM141 162V163H140ZM261 162H264V159H262L261 160ZM21 163H23V162H19V163H17V164H21ZM31 163V162H30ZM28 164L27 163V165L29 166H33V164ZM66 163V164H65ZM70 163L69 161H66L65 160V162H64V164H65V166H66V170L64 171V172H66V174H63L64 172H62V171H60L59 169L61 168L60 166L58 167V166H56L55 168V170H53L52 172H55L56 170H59L60 172H62V173H60V174H62V176L63 177H61V175H59L58 173V171L57 172H55L56 174H58L59 175V177H61V178H63V179H65L64 177H68L67 178V181H68V179L69 178H71L72 176H73V174L71 175V171H73L72 169H70V168H67V165ZM72 163H70V165L72 164ZM77 163H78V161H77ZM94 163V164H93ZM115 163H116V166H115ZM118 163H119V166L121 167H117V165H118ZM195 165H194V164ZM197 163V164H196ZM251 163V164H250ZM24 164V163H23ZM22 164V165H23ZM36 164V163H35ZM59 164H62V163H58L57 165H59ZM64 164L62 165L63 167H64ZM105 164H106V162H105ZM137 164V163H136ZM144 164V165H143ZM190 164H191V169H189V166H190ZM259 164V163H258ZM260 164H262V163H260ZM264 164V163H263ZM54 165H56V163L54 164ZM89 165V166H88ZM140 165L143 167L144 166V168H145V170H142L143 168L142 167H140ZM16 166V165H15ZM18 166V165H17ZM28 166L26 167V166H24L23 165V167H26L27 169H28ZM35 166V165H34ZM46 166V169H44V167H43V169L42 170H44V171H46V170H49L50 171V168H51V170H52V167H50V168H48ZM71 166V167H72ZM86 166V167H85ZM193 166H195V167H193ZM14 167V166H13ZM21 167L22 166H20V167H18V169H21ZM22 167V168H23ZM58 167V168H57ZM69 167V166H68ZM3 168H5V167H3ZM17 169V167H14V169ZM25 168V169H26ZM29 168H31V167H29ZM82 168V169H81ZM129 168H130V170H129ZM140 168H142V169H140ZM1 169V168H0ZM6 169V168H5ZM4 169V170H5ZM13 169V170H14ZM24 168H23V170H25ZM34 169V168H33ZM53 169H54V166H53ZM78 169V168H77ZM83 169H84V171H83ZM86 169V170H85ZM8 170V169H7ZM12 170V169H11ZM22 170V171H23ZM35 170V169H34ZM33 170V171H34ZM38 170V169H37ZM39 170H40V168H39ZM38 170V171H39ZM41 170V171H42ZM67 170H70L69 172H70V177L69 176H67V174L69 175V172L67 173ZM104 170V171H103ZM127 170V171H126ZM129 170V171H128ZM190 170V171H189ZM194 170H195V172H194ZM248 170H249V174H248ZM3 171V169L2 170H0V172L1 173H3L2 172ZM9 171V170H8ZM19 171V170H18ZM18 171H16V172H18ZM37 171V172H38ZM40 171V172H41ZM44 171H42L41 173L43 174L44 173V175H46L47 173L46 172H44ZM48 171V174L46 175V176H48V175H50L51 176V174H52V172L50 173ZM192 171V172H191ZM264 171V170H263ZM12 172H15V171H12ZM11 172V174H13V175H11V174H9L10 173V171L7 173V172H5V176L7 177L8 175H6V173L7 174H9L10 175V178H12L13 176H14V173H12ZM24 172H26V171H24ZM35 172V171H34ZM193 172H194V174H195V176H193ZM196 172H198L197 173V175H196ZM0 173V174H1ZM19 173H21L20 171H19ZM23 173V172H22ZM28 173V172H27ZM31 173H33L32 172V170H31ZM50 173V174H49ZM259 173H260V171H259ZM16 174V173H15ZM30 174V173H29ZM41 174V175H42ZM83 174V175H84ZM189 174H192V175H190L189 176ZM225 174H228L229 176L228 177H226L225 176ZM3 175L4 174H2V176H1V178L3 177ZM18 175V174H17ZM21 175H23V176H25V180L24 181H26V179L28 178V180L27 181H29V182H32L33 184H34V186H36V184L34 183V181H31L32 180V178H31V175L32 174H30V175H28V176H30V178H31V180H29L30 178L29 177H27L26 175L27 174H21ZM38 175V177H36V175H34L36 178H39L40 176V174L38 173L37 174ZM53 175V174H52ZM66 175V176H65ZM252 175H255V176H253V178H252ZM4 176V177H5ZM20 176V175H19ZM46 176H44V177H46ZM14 177H17V176H14ZM21 177V179L23 178L22 176H20ZM27 177V178H26ZM34 177V178H35ZM42 177V176H41ZM40 177V178H41ZM51 177H53V176H51ZM55 177H58L57 175L55 176ZM55 177H53V178H55ZM190 177V178H189ZM196 178V179H194V178ZM199 177V178H198ZM18 178V177H17ZM34 179L35 181H36V183H37V181H38V183H39V181H40V178L39 179ZM43 178V177H42ZM47 178H49L50 179V177L48 176ZM46 178V179H47ZM83 178H81V179H83ZM226 178V179H225ZM229 178V179H228ZM264 178V177H263ZM4 179H6V178H4ZM4 179H0L2 182H4L5 183V181H4ZM8 179V178H7ZM16 179V178H15ZM15 179H13L12 178V180H6V181H9V182H6V184L8 185V183H10L11 181H14ZM45 179V178H44ZM48 179V181H50V180H52V178L49 180ZM62 179V181H64ZM83 179V180H84ZM193 179V180H192ZM254 179V180H253ZM18 180V179H17ZM17 180H15L16 181V183L17 184H19L18 182H17ZM70 180V179H69ZM228 181V184H226V182ZM261 180H262V182H261ZM18 181H20V180H18ZM23 181V182H24ZM66 181V182H67ZM83 183H82V182ZM247 181V182H246ZM253 181V182H252ZM1 182V183H2ZM29 182H26V183H29ZM42 183L43 182H45V183H43V184H46V182L47 181H41ZM136 183V184H134L135 186H134V188L132 187L133 185V183ZM261 182V183H260ZM12 184L13 183H15V182H11ZM15 183V184H16ZM21 183H22V181H21ZM21 183L19 184L21 187H19L20 189L22 188V190H23V195L25 194V192L26 191H33V189L30 187V186H28V185H26V187L28 186V188H26L25 187V184H23L22 183V185H21ZM41 183V184H42ZM132 183V184H131ZM246 183V184H245ZM253 183V184H252ZM12 184H11V186H12ZM14 184V185H15ZM52 184V183H51ZM83 184V185H82ZM250 184V185H249ZM253 186H252V185ZM1 185H3V184H1ZM0 185V186H1ZM6 185V186H7ZM18 185V186H19ZM39 185H40V183H39ZM48 185V184H47ZM263 185V186H262ZM4 186V185H3ZM10 186V185H9ZM10 186V187H11ZM46 186V185H45ZM56 186V187H55ZM63 188H62V187ZM71 186V187H70ZM87 186V187H86ZM9 187V188H10ZM44 187V186H43ZM47 187V186H46ZM89 187V189H87ZM258 187V188H257ZM5 188H8V187H5ZM24 188L25 189H27V190H25L24 191ZM35 188V187H34ZM62 188V189H61ZM67 188V189H68ZM142 188L143 189H147V191L145 192V193H143V194H141V195H138V191L139 190H142ZM11 189V188H10ZM12 189L14 190V189H17L14 193L16 194V192H18V187L16 188V185L15 186H12ZM41 189V188H40ZM43 189V188H42ZM66 189V190H67ZM248 189H249V192H248ZM256 189V190H255ZM262 189V190H261ZM1 190H4V187L1 189ZM5 190H7V189H5ZM12 190V191H13ZM62 190H64V191H62ZM75 191V193L74 194H72L73 192L72 191ZM84 190H88V192L90 191V192H92V193H96L97 192V195H98V193L99 194H101V199L99 198L98 200H100V201H98L97 199H93V198H91L92 200H90L89 199V197H86V196H88V194L90 193H88L87 191H86V194L87 195H85V192H84ZM134 191V192H131V191ZM138 190V191H137ZM11 191V192H12ZM28 191V192H29ZM61 191H62V193H61ZM82 191L84 192V193H82ZM246 191V192H245ZM255 193H254V192ZM258 191V192H257ZM1 192V191H0ZM3 192V191H2ZM4 192H6V191H4ZM3 192V193H4ZM50 192V193H51ZM130 192V193H129ZM251 192V193H250ZM2 193V194H3ZM10 193V192H9ZM13 193V192H12ZM14 193L13 194H10L11 196L12 195H14ZM31 193V192H30ZM50 193H49V196L48 197H50L51 195H50ZM92 193H91V195H92ZM128 193H129V195H128ZM248 193H250V194H248ZM5 195H3L4 197L6 196V193H4ZM79 194H80V197H79ZM82 194V195H81ZM83 194H84V196L85 197H82L83 196ZM134 194V195H133ZM253 194H254V196H253ZM260 194V195H259ZM0 195H1V193H0ZM22 195V196H23ZM29 195V194H28ZM31 195V194H30ZM43 195V194H42ZM63 195V196H64ZM128 195V196H127ZM131 195V196H130ZM133 195V196H132ZM252 195V196H251ZM257 195V196H256ZM52 196V198H54ZM64 196V198L66 199V197ZM69 196H71V197H69ZM89 196H90V194H89ZM92 196H96V195H92ZM246 196V197H245ZM3 197V198H4ZM29 197L30 196H27V197H22L23 199L25 198L26 200H28L29 199ZM43 197V196H42ZM41 197V198H42ZM79 197V198H78ZM98 197H100L99 195H98ZM98 197H96V198H98ZM132 197V198H131ZM249 197V198H248ZM0 198H2V197H0ZM15 198V197H14ZM14 198H11L10 199V197H9V199H8V201L10 202V201H13L14 200ZM51 197L49 198V200L48 201H46L49 205L51 204L49 201H51L50 199H52ZM57 199V201H58V197H56ZM63 197H62V195H61V197H60V199H64ZM129 199V201H128V199ZM131 198V199H130ZM262 198V199H261ZM5 199V198H4ZM7 199V198H6ZM13 199V200H12ZM87 199V200H86ZM245 199H247L248 201H250V203L251 202H253V204L251 203V205H250V203L249 202H247V200H245ZM260 199V200H259ZM44 200V199H43ZM43 200H41V201H43ZM81 200H82V202L83 201H85V202H83L84 204H82V202H81ZM89 200V201H88ZM96 200V201H95ZM130 200H132V201H130ZM53 202V204H51L50 206H51V208H49V209H52V207H53V209H55L56 208V204L54 205V201L55 200H52ZM60 202H61V200H59ZM56 202V203H59V205L58 206H62V207H65V206H67V207H69L70 206V204L72 205V206H74V202L72 203V201H73V199L72 200H66V201H62V202H64V203H66V205L64 204V203H61L60 204V202ZM86 201H88V202H86ZM126 201L127 202H130L129 204H127L126 203ZM15 202L17 203V201H13V204H15ZM25 201H23V203H24ZM44 202H45V200H44ZM67 202H68V204H67ZM135 202V203H134ZM246 202H247V204H246ZM87 204V205H92V204ZM10 204V206H11V204L12 203H9ZM12 204V207L14 208L15 207V205H13ZM42 204H46V203H43L42 202ZM41 204V206H43ZM47 204V205H48ZM63 204V205H62ZM93 204V205H94ZM127 204V205H126ZM17 205H18V203H17ZM17 205H16V207H17ZM24 205V204H23ZM129 205V207H128V211L126 210V206H128ZM46 206V205H45ZM45 206H43V208L45 207ZM74 206V207H75ZM66 207V208H67ZM71 207V206H70ZM67 208V211L69 212V213H67V211H66V208H63L62 209V211H64V212H61V213H63V215L65 214V216L66 217H68V219L70 218L71 219V217L73 218V219H77V218H79V217H77L76 218V215H75V218H74V215H72V213L74 212V210H72L73 212H70V210H68V209H71V208H73V207H71V208ZM100 207L98 208V209H100ZM131 207H132V209H133V207H135V209H131ZM42 208V207H41ZM48 207H46V209H47ZM60 208V207H59ZM76 208H74L75 210H76ZM86 209L85 211H84V209ZM91 208V210H92V206L90 207ZM94 209L96 208L95 207V205H94V207H93ZM124 208H125V210H124ZM249 208V209H248ZM253 208V207H252ZM17 209L19 210V208L17 207ZM45 209V210H46ZM48 209V210H49ZM89 209V208H88ZM98 209L96 210V211H98ZM23 210V209H22ZM26 210V209H25ZM41 210V209H40ZM48 210L47 211H42L41 210V212H48ZM122 210H124V212H125V215L127 214V218L128 217H130L129 215H131V217H132V224L131 225H129V224H121L123 221H121L120 220V218L122 217V216H120V214H118V213H120V211H122ZM252 210V209H251ZM20 211H21V209H20ZM55 211H57V212H59V209L58 210H55ZM55 211H53L52 210V212H55ZM78 211H75L76 213H78ZM94 211V210H93ZM227 211H229L228 212V214H227ZM246 211V212H245ZM24 212V211H23ZM83 212V213H82ZM98 212V213H99ZM222 212H225L224 213V215H223V213ZM60 213V212H59ZM76 213H74V214H76ZM80 213H82V215H80ZM97 213V212H96ZM129 213V214H128ZM132 213V214H131ZM218 213H219V216H218ZM220 213H222L221 215H220ZM86 215L87 216V218L89 217V215ZM95 214L96 216H93V215ZM124 213H121V215H123ZM225 214L227 215V217L229 216L230 217V215L232 216V217H228L230 220V223H229V226H227L226 225V223H225ZM69 215H70V217H69ZM72 215V216H71ZM84 215V216H83ZM103 215H104V217H103ZM125 215H123V216H125ZM223 215V216H222ZM82 216V217H81ZM86 216H85V218H86ZM97 219H96V218ZM126 217V216H125ZM219 217V218H218ZM241 217V216H240ZM79 218V219H80ZM83 218L82 219H80V220H75V221H80V222H83L84 220H83ZM118 218V221H114V220H116ZM232 218V219H231ZM105 219V220H104ZM128 219H130V218H128ZM177 219V220H176ZM235 219H238V221H235ZM184 220V221H183ZM240 220H242L241 218H240ZM113 221V222H112ZM178 221V222H177ZM220 221H223L222 223H225V226L226 227H228V228H232L231 230H234L233 228H237V229H235V232H234V234H233V231H232V235H234V236H232L231 235V241L234 243H232L231 245H229L230 243L228 242V241H224L225 240V236H223L222 235V230L220 231V225H219V223H220ZM262 221H263V223H264V219H262ZM89 222V221H88ZM117 222H119V223H117ZM172 222V223H171ZM177 222V223H176ZM182 222V223H181ZM227 222V221H226ZM86 225H88V223H86V222H84ZM93 223V222H92ZM105 225H108V224H110L109 226H105ZM111 223H113V224H111ZM115 223V224H114ZM124 223V222H123ZM173 225V226H175V227H173V226H171V224ZM233 223V224H232ZM263 223L261 224V226L263 227V229H264V225H263ZM235 224H236V226H235ZM90 225H92V224H90ZM90 225H88V227H92V226H90ZM93 226L94 228H97L96 226ZM115 225H117L116 226V228L114 227ZM120 225V226H119ZM133 225V226H132ZM171 227H170V226ZM178 225H180V226H178ZM183 225V226H182ZM231 225V226H230ZM238 225V226H237ZM99 226V227H100ZM114 228H113V227ZM123 226V227H122ZM98 227V228H99ZM108 227V228H107ZM127 227V228H126ZM133 227V228H132ZM177 227V228H176ZM225 227V228H226ZM120 228V231H118V229ZM135 228V230H133L134 231V234H129V232H130V230H132V229H134ZM171 228V229H170ZM173 228V229H172ZM181 228H182V230H181ZM184 228H185V230H184ZM199 228H200V230H199ZM107 229V230H106ZM121 229H122V231H121ZM126 229V230H125ZM129 231H128V230ZM157 229V230H156ZM112 230V231H111ZM178 230V231H177ZM202 230V231H201ZM219 230V231H218ZM230 230V231H231ZM239 230V229H238ZM237 230V231H238ZM109 231H111V232H109ZM116 231V232H115ZM117 231L118 232H120V233H118L117 234ZM133 231H131L132 233H133ZM161 231V232H160ZM165 231V232H164ZM176 231V232H175ZM191 231V232H190ZM196 231H199L198 233H200V236H199V234L196 232ZM201 231V232H200ZM109 232V233H108ZM113 232V233H112ZM127 233V235L126 234H123L122 235V233ZM140 235V239H142V240H138L137 241V239H138V234ZM179 232V233H178ZM208 232V233H207ZM220 232V233H219ZM240 232V231H239ZM239 232H238V234H239ZM116 233V234H115ZM163 234V236H162V234ZM198 234V236L200 237V238H198L197 240L198 241H196V238L198 237H196L195 235H197ZM210 233V234H209ZM110 234V235H109ZM114 234V235H113ZM136 234V235H135ZM177 234V235H176ZM209 234V235H208ZM113 235V236H112ZM119 235H121V237L119 236ZM134 236V237H132V236ZM176 235V236H175ZM191 235H194L195 236V238H194V236L193 237H191ZM202 235V236H201ZM223 237H222V236ZM124 236V237H123ZM132 237V239H131V237ZM186 236H190V238L189 237H186ZM213 236V237H212ZM119 237V238H118ZM122 237L124 238V239H122ZM127 237V238H126ZM142 237V238H141ZM162 237H165L164 239L162 238ZM166 237H168L167 239H168V241L166 240ZM171 239H170V238ZM184 237H185V239H184ZM205 237V238H204ZM233 237V238H232ZM106 238V237H105ZM131 239V240H126V239ZM172 238H174L173 240H172ZM179 240H178V239ZM193 238H194V240H193ZM210 238H213L212 240L210 239ZM215 238V239H214ZM224 238V239H223ZM227 238V237H226ZM114 239H116V238H114ZM123 240V241H121V240ZM170 239V240H169ZM180 239H184L186 242H187V240H189L188 242V244H186V243H184L185 241L183 240V241H180ZM229 239V238H228ZM236 239V240H235ZM241 239H242V241H241ZM244 239V240H243ZM259 239V242H257V243H255L254 241L252 242V243H255V244H260L261 242H260V237L258 238ZM108 240V239H107ZM191 240H192V242H191ZM220 240V241H219ZM227 240V239H226ZM238 240H239V242H238ZM250 240V239H249ZM117 241V242H118ZM164 241V242H163ZM176 243H175V242ZM181 243V244H179V242ZM206 241V242H205ZM222 241V242H221ZM223 241L225 242V243H227V244H224L223 243ZM230 241V240H229ZM241 241V242H240ZM243 241H245V242H243ZM258 241V240H257ZM112 242H114V240L112 241ZM116 242V243H117ZM119 242V244L117 245L118 246V248L120 247L119 245L121 244ZM128 242V243H127ZM135 242H136V246L137 245H139L138 246V248L137 247H133L134 246V244H135ZM171 242V243H170ZM174 243V245H173V243ZM197 242V243H196ZM201 244H200V243ZM213 244H212V243ZM217 242V243H216ZM236 242V243H235ZM115 242L114 243H112V244H114V246H116L115 244H116ZM134 243V244H133ZM137 243H140V244H137ZM163 243V244H162ZM182 243H184V244H186V245H184V244H182ZM205 243V244H204ZM211 243V244H210ZM220 245H219V244ZM222 243H223V246H221L222 245ZM229 243V244H228ZM238 243H239V246H238ZM241 243V244H240ZM112 244H111V246H112ZM123 244H121V245H123ZM146 245V244H148L149 246H143V245ZM162 244V245H161ZM167 244V245H166ZM171 244V245H170ZM178 244V245H177ZM198 244V245H197ZM217 244V245H216ZM246 244V243H245ZM255 244H251V245H255ZM258 244V245H259ZM140 245H142V246H140ZM197 245V246H196ZM211 245V246H210ZM234 245H237V249L235 248V246ZM113 246V247H114ZM150 246H151V248H150ZM169 246H171L172 247V250L170 249V247ZM200 246V247H199ZM210 246V247H209ZM224 246H226V247H224ZM227 246H230L231 248H229V247H227ZM232 246H233V248H232ZM257 245H255L254 247H256ZM259 246H261V244L259 245ZM113 247L111 248V249H113ZM140 247H142V248H140ZM168 247V248H167ZM173 247H175V248H173ZM179 247V248H180ZM184 247L181 249L180 248V251H182L183 249H184ZM219 248V250H218V248ZM224 247V248H223ZM238 247L243 251H241V255H239L240 254V251H238ZM251 247V246H250ZM258 247V246H257ZM115 249H117L116 247H114ZM121 248V247H120ZM119 248V249H120ZM137 248V249H136ZM166 248V249H165ZM178 248V249H179ZM196 248L198 249V250H196ZM212 248H213V251H212ZM221 248V249H220ZM252 248V247H251ZM260 247H258V248H255V249H259ZM147 249V250H146ZM165 249V250H164ZM201 249H203V250H201ZM223 249V250H222ZM239 249V250H240ZM254 249V248H253ZM136 250V251H135ZM138 250L141 252V253H139L138 252ZM200 250V251H199ZM229 250H230V252H229ZM235 250H237V252L235 251ZM245 250V251H244ZM250 250V251H249ZM260 250V249H259ZM115 251H118V250H115ZM115 251H114V255H116V254H118V253H116L115 254ZM120 251V250H119ZM150 251V252H149ZM162 251V252H161ZM171 252V253H167V252ZM175 251V252H174ZM190 251H192V254H191V252ZM220 251V252H219ZM249 251V252H248ZM253 251H255L256 252V250H253ZM112 252H113V250H112ZM153 252L154 253H156V255L155 254H153ZM164 252H165V254H164ZM173 252H174V254L175 255H177V256H179V259L178 260H176V257H175V255H174V258H172V256H173ZM201 252V253H200ZM239 252V253H238ZM257 252H259V253H257ZM256 253L257 254H260V256H258V257H261L262 258V256H261V251H257ZM166 253H167V257H168V260L167 261H164V259H167V257H166ZM195 253V254H194ZM199 253V254H198ZM212 255H211V254ZM221 253V254H220ZM243 253L245 254L246 253V258L245 259H242L241 261H239L240 260V257L239 256H242L243 255ZM255 253V255H253V256H256L257 254ZM120 254V253H119ZM123 254V253H122ZM138 254L141 256H138ZM146 256H144V255ZM152 254V255H151ZM194 254V255H193ZM198 254V255H197ZM132 255V256H131ZM207 255V256H206ZM228 255V256H227ZM229 255H231V256H229ZM238 255V256H237ZM125 256V255H124ZM154 256H156V257H154ZM164 257V259L163 258H161V257ZM169 256H171V257H169ZM221 256V257H220ZM223 256H224V258L226 259H224L223 258ZM244 256V255H243ZM118 257H119V255H118ZM118 257H116L115 256V258L117 259ZM122 257V256H121ZM127 257V256H126ZM129 257H127V258H129ZM184 257H187V256H184ZM190 258V261H194V259L193 258ZM231 259H230V258ZM237 257H239V258H237ZM264 257V256H263ZM123 258V257H122ZM140 258V259H139ZM154 260H158V261H154ZM200 258H202L201 260H200ZM229 260H228V259ZM241 258H243V257H241ZM261 258H259V261L260 262H258V260H257V258H256V264H260L261 263ZM119 259H120V257H119ZM123 259H125V258H123ZM122 259V260H123ZM134 259H130L129 258V260L128 261H131V260H134ZM149 259V260H148ZM161 259H163V261H161ZM184 259V258H183ZM188 259V258H187ZM192 259V260H191ZM239 259V260H238ZM118 260V259H117ZM126 259H125V261H126V263L127 264H130V262L128 263V261H127ZM138 260H142L141 262L140 261H138ZM144 260H146V262H144ZM151 260H153V261H151ZM160 260V261H159ZM204 260V261H203ZM221 260H222V262H221ZM231 260V261H230ZM243 260L245 261V262H243ZM248 260V261H247ZM262 260H264V258H262ZM121 261V260H120ZM118 262V264L119 263H121V262ZM124 261V260H123ZM125 261H124V264H125ZM151 261V262H150ZM177 261V262H176ZM189 261V260H188ZM239 261V262H238ZM255 261V260H254ZM136 262V263H137ZM158 262V263H157ZM169 262V263H168ZM183 262H185V261H183ZM248 262V263H247ZM252 262V263H251ZM132 264H134V261H132L131 262ZM135 263V264H136ZM192 263H194V262H192ZM191 263V264H192ZM232 263V264H233ZM262 263H263V261H262ZM261 263V264H262ZM121 264H123V262L121 263ZM172 264H174V263H172ZM184 264V263H183ZM185 264H186V262H185Z\"/></svg>","mask_w":264,"mask_h":264},{"label":"built area","instance_id":"obj_3","mask_svg":"<svg viewBox=\"0 0 264 264\" xmlns=\"http://www.w3.org/2000/svg\"><path fill=\"white\" fill-rule=\"evenodd\" d=\"M263 225H264V223H263Z\"/></svg>","mask_w":264,"mask_h":264}]
</instances>
